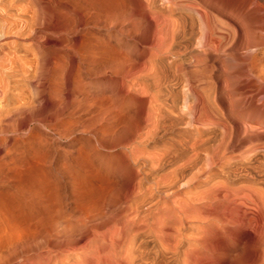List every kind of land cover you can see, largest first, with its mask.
Listing matches in <instances>:
<instances>
[{"label": "bare ground", "instance_id": "bare-ground-1", "mask_svg": "<svg viewBox=\"0 0 264 264\" xmlns=\"http://www.w3.org/2000/svg\"><path fill=\"white\" fill-rule=\"evenodd\" d=\"M135 1V0H132V2ZM121 2V1H120ZM137 2H139L137 0ZM135 3V2H134ZM136 4V3H135ZM134 4V5H135ZM160 5L162 8L157 11L154 9L155 5ZM120 5V3H119ZM123 5V4H122ZM138 5V4H137ZM140 11L139 13L136 14V17H137V20H139L140 22H144L148 25H151L152 26V29H149V31L151 30L153 33H154V39H155V43L153 42H150V40H153V39H150L149 40V44H153V50L155 49L158 54H162L163 58L165 59L164 61V64H163V68H164V71H165V78H163L164 83H166V88H165V92L164 93V101H163V111L161 112V109H153V105L152 104L151 106L153 107L151 109V113L149 112V114L147 115V117L149 118V122L147 124H149L148 126L146 125L145 122L144 123V127L147 128L145 132H141L142 130H144V128L141 129V124H140V128L141 129V134H138L136 136H133L134 138H130L132 141V144H130L129 142L131 141H127L128 140V136L126 139H124V141L128 142L127 144H125L124 142V146L121 148V165L119 167V170L118 172H116L117 176L119 177H122L125 178L128 182V192L125 193V196L124 197L125 199L121 202H111L110 199H104V197L100 196L99 195V190L97 189V187H95L98 191L96 192L102 199L99 204V208H98V205H96V203L94 205L97 206V209L96 210H93L94 208L91 207V203L89 200V197L91 196H96L95 194H90L91 196L89 195H86L89 196L88 197V200H87V203L88 205H90V207H84V206H81L80 202L82 201V199H80V202L79 200L77 202H79L80 206H76L75 204V208L73 207L74 211H70L69 213H65L63 214L62 212H59V209L57 210L56 208L54 209L55 207V204L57 203H53V201H55L57 198H56V194L58 191L60 190H63L62 188L59 190L57 189V186L58 184L54 185V188L56 186V188L54 190L57 189V192H55L54 194H52V192H50L49 190L53 187H51L47 192L48 195L52 194V195H55V198L53 200V198L49 199V196L46 198L44 195H42L41 191H40V186L38 184L37 181H31V182H28L26 183L21 177L23 176V170L26 168L23 167L22 163V155L18 157L17 160H14V159H10L9 161L5 162L3 160H0V264H34L36 263V261H39L38 263L39 264H152L153 263V260L152 258L150 259L148 256H149V253L152 252H148L147 248L146 249H142L137 241H138V231L141 229L143 230L142 228H146L148 229V231L152 232L154 234V236H156L158 238V242H159V246L158 248L160 249V251L163 253L165 252H168V251H173V253L175 254V256H177V248L179 246V241L182 240V224H183V220L182 219H185L187 220V218L189 217L187 214L189 212H187L190 207L188 206L189 205V202L192 203V201L194 200H202L203 198H206L209 199V200H219V202H222L221 204L219 205H222L223 208H225V211L228 210L229 208V204H230V192L228 191V189L230 190V188H227L225 187L224 183H223V190L222 191H217L216 190V187H215V190L213 189V187H211V182H212V179L216 176V173L217 171H220V174H221V171L222 169L224 168V164H221V163H216L215 161H212V163L214 162L215 164L213 165L212 163H208V166L207 168H205L204 170L200 171V168H199V171H195L194 172L192 171L191 173V177L188 178L186 177L187 180H185V178H183V176L181 175V171L184 167V164H185V167H188L187 165L190 164L191 162L193 163L192 159L191 161L190 160H186L187 163H185V159H184V153L183 151L184 150H190L192 152L191 155H193L195 158H196V155L193 154V152L196 154H198V151H201V150H205L206 148H209L211 147L213 150H215L214 152H220V150L222 149H225L226 147V143H223L221 144L220 141L222 142V139L223 138H226L228 139L229 141V138L230 137V134L229 136L227 135L229 133V129H232L234 131L233 135L235 134L236 138L241 136L242 133L244 132H247L249 130H253V127L251 125H247L246 123L242 122V121H239L237 120L235 117L233 118L232 116L230 117L229 115V112L231 111V105H229V101L228 103L225 101V97H224V90L225 88H228L225 86L224 88V84H221V77L219 76V72L221 70V67L218 66V71H217V75H216V78L214 79L212 76H211V73L210 71L208 70L209 68V65L210 63L214 62V60L216 59V57H219V56H226L228 53H234V55L238 58L239 62L241 61H244V58H245V61H249V64H248V67H247V72H248V76H249V79H248V82L246 80H244L245 78V74H243V72H240L238 73V85H237V89L238 90H243V89H252L253 91H257V93H255V96L262 90L260 89H263L262 87L258 88L255 83L256 82H260V83H264V0H140ZM119 8V7H118ZM77 9V8H76ZM120 9H125V8H121ZM91 11V10H90ZM120 11V10H119ZM128 12V10H125V12ZM131 11V10H130ZM135 11V9H134ZM124 12V11H123ZM122 11H120V13L123 14ZM124 12V13H125ZM137 12V11H136ZM135 12V13H136ZM119 14V13H118ZM125 15V14H123ZM123 15H121L123 17ZM128 15V13H127ZM120 14H119V17H121ZM131 16H133L131 14ZM108 18V17H106ZM132 17H130L131 19ZM108 20V19H107ZM111 19L109 18V22H112L110 21ZM135 20V22L137 21ZM107 21V22H108ZM127 21H129V19L127 18ZM131 21V20H130ZM108 22V24H109ZM122 23V22H121ZM120 23V24H121ZM124 23V22H123ZM125 23H126V20H125ZM130 23V22H129ZM134 22L130 23V24H133ZM111 24V23H110ZM129 24V25H130ZM134 25V24H133ZM132 26V25H130ZM129 26V27H130ZM136 26V25H135ZM143 26V25H142ZM141 25H139V27L142 28ZM150 26V27H151ZM128 27V28H129ZM137 27V26H136ZM134 27V29L136 28ZM144 27V26H143ZM148 26H146V29L147 28H150ZM131 28V27H130ZM129 28V29H130ZM145 28V27H144ZM121 29V28H120ZM124 30V29H123ZM127 30V29H126ZM131 30V29H130ZM144 29H142L143 31ZM141 30H139L140 32ZM141 31V33H142ZM148 31V32H149ZM150 31V33H152ZM133 32V31H131ZM135 33H137L135 30H134ZM146 31L144 30V33ZM120 33H123V32H120ZM126 33V32H124ZM130 33V31H129ZM152 33V35H153ZM134 34V33H133ZM147 34V32H146ZM145 34V35H146ZM150 38V37H149ZM148 39V38H147ZM41 40V39H40ZM102 41V40H101ZM67 42V41H65ZM35 43V42H34ZM98 43V42H97ZM53 44V43H52ZM80 44V43H79ZM93 45V43H91ZM100 44V43H99ZM102 44V43H101ZM148 44V43H147ZM148 44V45H149ZM151 44V45H152ZM43 45V44H42ZM61 45V44H60ZM59 45V46H60ZM65 45V44H64ZM97 45V44H96ZM94 45V46H96ZM107 45V44H106ZM69 46V44L67 45V47ZM108 46V45H107ZM111 45H109L110 47ZM61 47V46H60ZM64 47V46H63ZM71 47V46H70ZM69 47V48H70ZM78 47V46H77ZM85 47V46H84ZM98 47V46H96ZM147 47V46H145ZM67 48V50L69 49ZM76 48V46H75ZM102 48V47H101ZM107 48V47H106ZM149 48V47H148ZM152 48V47H151ZM62 49V48H61ZM71 49V48H70ZM82 50H84L82 47H81ZM89 50V48L86 47V50ZM113 49V48H112ZM116 49V48H115ZM145 49V48H144ZM147 49V48H146ZM58 50V49H57ZM66 50V49H65ZM72 50V49H71ZM75 51V49H73ZM72 50V51H73ZM107 50V49H106ZM148 50V49H147ZM71 51V52H72ZM81 51V50H80ZM85 51V50H84ZM90 51V50H89ZM94 51V50H93ZM101 51V50H100ZM105 51V50H104ZM149 51V50H148ZM67 52V51H65ZM77 51H75L76 53ZM87 53V51H85ZM102 52V51H101ZM107 52V51H106ZM112 51L110 52H107V53H111ZM155 52V51H154ZM79 53V52H78ZM84 52H82V55H83ZM97 53V51H96ZM115 53V51H114ZM118 54H121V52H117ZM137 53V52H136ZM81 54V53H80ZM99 54V53H98ZM97 54V55H98ZM258 54H260V56H258ZM93 55V54H92ZM111 55V54H110ZM186 55L188 58H186ZM60 56V55H59ZM63 56V55H61ZM60 56V57H61ZM88 56V54H87ZM106 56V55H105ZM109 56V55H108ZM124 55H122L123 57ZM131 56V55H130ZM138 56V55H137ZM147 56V55H146ZM153 56V55H152ZM5 57V56H4ZM3 57V58H4ZM68 57V56H66ZM65 57V58H66ZM76 57V56H75ZM74 57V58H75ZM90 57V56H89ZM88 57V58H89ZM100 57V56H99ZM104 57V56H103ZM107 57V56H106ZM113 57V55H112ZM111 57V58H112ZM115 57H118V56H115ZM126 57V55L124 56ZM156 57V56H155ZM157 57H159L157 55ZM203 57V58H202ZM232 57V56H231ZM1 58V59H3ZM64 58V57H62ZM79 57H77L78 59ZM83 58V57H82ZM87 58V59H88ZM96 58V57H95ZM128 56L125 58L127 59ZM152 58V57H151ZM227 58V57H226ZM230 58V57H229ZM228 58V59H229ZM233 58V57H232ZM0 59V60H1ZM6 59V58H5ZM69 60H71L69 57H68ZM85 59V58H83ZM83 59L79 61H81L80 63L83 65ZM114 63L116 64H124L123 60H119L121 58L118 57V59H114L112 58ZM130 59V58H128ZM143 59V58H142ZM227 59V60H228ZM231 59V58H230ZM4 60V59H3ZM69 60H68V63H69ZM91 61V59H89ZM88 60V61H89ZM106 60V59H105ZM109 60V59H108ZM116 60V61H115ZM152 60V59H150ZM149 60V61H150ZM225 60V61H227ZM67 61V60H66ZM110 61V60H109ZM107 61V62H109ZM128 61V60H126ZM133 61V60H132ZM163 61V60H162ZM161 61V62H162ZM232 61V59L230 60ZM57 62V61H56ZM60 62V60H59ZM92 62V61H91ZM90 62V63H91ZM98 62V61H97ZM104 62V61H103ZM130 62H131V59H130ZM141 62V61H140ZM158 62V61H157ZM238 62V63H239ZM0 63H2V61H0ZM48 63V62H47ZM78 63V62H76ZM88 63V62H86ZM85 63V64H86ZM94 63V62H93ZM101 63V62H100ZM112 62H110V65H111ZM113 63V64H114ZM129 63V62H128ZM139 63V62H138ZM223 63V62H222ZM61 64H62V61H61ZM64 64V62H63ZM70 64H75V62H72ZM99 64V62H98ZM103 64V63H102ZM115 64V65H116ZM137 64V62H136ZM148 64V63H147ZM150 64V63H149ZM148 64V65H149ZM152 64V63H151ZM217 64V62H216ZM220 64V63H219ZM218 64V65H219ZM232 64V63H231ZM230 64V65H231ZM243 64V63H242ZM2 65V64H1ZM65 67L68 65L69 67V64H64ZM93 65V64H92ZM96 65V64H94ZM108 65V64H107ZM126 65L129 66L126 62ZM140 66V64H138ZM145 65V63H144ZM223 65V64H222ZM236 65V63H235ZM48 66V65H47ZM60 66V65H59ZM77 66V65H76ZM75 66V67H76ZM85 66V65H84ZM87 66V65H86ZM90 66V65H88ZM122 66V65H121ZM131 63H130V66L131 67ZM134 66V65H133ZM131 67V68H134L136 67L137 68V65L134 66V67ZM152 66V65H150ZM153 66L154 63H153ZM152 66V68H153ZM162 66V65H161ZM216 66V65H214ZM225 66V65H224ZM232 66V65H231ZM46 67V66H45ZM56 67V66H55ZM58 67V66H57ZM63 67V68H65ZM110 67V66H109ZM118 67V66H117ZM123 67H125V64L123 65ZM141 67H143L141 65ZM146 67V66H144ZM158 67V66H157ZM226 67V66H225ZM225 67L223 69H225ZM63 68L61 70H63ZM67 68V67H66ZM65 68V69H66ZM135 68V70H136ZM148 68V67H146ZM150 68V67H149ZM152 68L150 70H152ZM162 68V67H161ZM163 68H162V71L160 70V68L158 70H160V72H163ZM228 68V67H227ZM230 68V66H229ZM1 69V68H0ZM57 69V68H56ZM76 69V68H75ZM83 69V67H82ZM79 68V71L82 70ZM89 69V68H88ZM108 69V68H107ZM143 69V68H142ZM145 69V68H144ZM143 69V70H144ZM154 69V68H153ZM156 69V67H155ZM155 69H154V72H155ZM235 69V68H234ZM59 70V69H58ZM68 73H70L69 71L70 68L66 69ZM69 70V71H68ZM85 70V69H84ZM123 70V69H122ZM121 69L119 70V72H121V74H123ZM157 70V72H158ZM226 70V69H225ZM54 71V70H53ZM86 71V70H85ZM89 71V70H88ZM88 71L84 72V73H87ZM126 71V70H125ZM145 71V70H144ZM147 71V70H146ZM145 71V72H146ZM153 71V70H152ZM213 71V70H212ZM229 71V70H228ZM50 72V71H49ZM129 72H133V71H129ZM137 72H138V69H137ZM142 72V70H141ZM145 72H143L145 74ZM153 72V73H154ZM155 72V74L157 73ZM222 72V71H221ZM224 72V71H223ZM226 72V71H225ZM224 72V73H225ZM59 73L62 74V71H59ZM58 73V74H59ZM66 73V72H65ZM64 73V74H65ZM78 73V72H77ZM125 73V72H124ZM126 73H128L126 71ZM149 73V71H148ZM228 72H226V75ZM47 74V73H46ZM58 74H56L58 76ZM63 74V75H64ZM79 74V73H78ZM82 74V73H81ZM89 74V73H88ZM130 74V73H128ZM133 74V73H132ZM129 77H131V75ZM136 74V73H135ZM152 74V73H151ZM154 74V75H155ZM159 74V73H157ZM222 75L225 76V74L221 73ZM8 75V74H7ZM43 75V74H42ZM76 75V74H75ZM108 75V74H107ZM113 75V74H112ZM125 75V74H124ZM123 75V76H124ZM137 75V74H136ZM161 75V74H160ZM156 77V78H159V76ZM164 75V74H163ZM3 76V75H1ZM52 76V74L50 75ZM56 76V77H57ZM77 76V75H76ZM75 76V77H76ZM91 75H89L90 77ZM117 76V75H116ZM121 76V77H123ZM135 76V75H134ZM142 76V75H141ZM162 76V75H161ZM160 76V78H161ZM4 77V76H3ZM6 77V76H5ZM4 77V78H5ZM8 77V76H7ZM6 77V78H7ZM46 77V76H45ZM45 77H44V80H45ZM55 77V76H54ZM55 77V78H56ZM64 77V76H63ZM68 77V76H67ZM81 77V75H80ZM97 77V76H96ZM120 77V76H119ZM125 77V76H124ZM139 76H137L136 78H138ZM150 76L147 75V79H149ZM154 77V76H152ZM2 78V77H1ZM43 78V77H42ZM53 78V76H52ZM65 78V77H64ZM70 78V77H69ZM67 78V79H69ZM73 78V77H72ZM78 78V76L76 77ZM128 78V76H127ZM132 78V77H131ZM144 78V77H143ZM146 78V77H145ZM159 78V79H160ZM3 79V78H2ZM1 79V80H2ZM80 79V78H79ZM78 79V80H79ZM84 79V77H83ZM90 79V78H89ZM112 79V78H111ZM126 79V78H125ZM125 79H124V82H125ZM153 79V78H152ZM151 79V80H152ZM158 79V80H159ZM247 79V78H246ZM4 80V79H3ZM38 80V79H37ZM42 80V79H41ZM49 80V78H48ZM54 80V79H53ZM60 80V79H59ZM75 80V79H74ZM88 80V79H86ZM98 80V79H97ZM121 80V79H120ZM119 80V81H120ZM138 80V79H137ZM156 80V79H155ZM155 80H152L153 83L151 84H154V81ZM157 80V81H158ZM162 79H160L161 81ZM216 83H214L215 81ZM43 81V80H42ZM50 81H51V78H50ZM67 80H65L66 82ZM130 81V80H129ZM128 79H127V82H129ZM132 81V79H131ZM147 83H148V80H146ZM159 81V82H160ZM227 81V79H226ZM45 82V81H44ZM48 82V81H47ZM61 82H63L61 80ZM73 82V81H71ZM70 82V84H71ZM76 82V81H75ZM79 82V81H78ZM81 82H82V79H81ZM84 82V81H83ZM122 82V81H121ZM133 82V81H132ZM142 82V80H141ZM151 82V81H150ZM225 82V81H223ZM228 82V81H227ZM230 82V81H229ZM3 83H6V82H3L2 81V87L5 86L3 85ZM134 83V82H133ZM45 84V83H44ZM44 84H42L41 86H43ZM48 84V83H46ZM66 84V83H65ZM77 84V82H76ZM135 84H136V80H135ZM141 84V83H140ZM150 84V83H149ZM150 84V85H151ZM163 84V83H162ZM229 84V83H228ZM19 85V84H18ZM57 86V84H55ZM64 85V84H63ZM69 85V84H68ZM77 85H81V84H77ZM108 85V84H107ZM157 85L159 86V83H157ZM157 85H153L155 86V88L157 89L158 87H156ZM164 85V84H163ZM36 86H40V84H36ZM41 86L39 88H41ZM48 86V85H47ZM46 86V87H47ZM62 87V85H59ZM66 86V85H65ZM64 86V87H65ZM72 86V85H71ZM135 86V85H133ZM138 86V85H137ZM147 86V85H146ZM152 86V85H151ZM152 86V88H153ZM162 86V85H161ZM228 86V85H227ZM49 87V86H48ZM85 87V86H83ZM87 87V86H86ZM100 87V86H98ZM119 87V86H118ZM122 87V86H121ZM127 86H125L124 88H126ZM140 87V86H139ZM144 87V92H148V90ZM142 87V88H143ZM1 88V87H0ZM6 88V87H5ZM4 87L2 89H5ZM17 88V87H16ZM36 88V87H35ZM44 88V87H42ZM41 88V89H42ZM53 88V87H52ZM57 88V87H56ZM56 88H54L56 90ZM69 88V86H68ZM67 88V89H68ZM120 88V87H119ZM123 88V90H124ZM134 88V87H133ZM141 88V87H140ZM139 88V89H140ZM231 88V87H230ZM1 89V90H2ZM13 89V88H12ZM54 89H50V93L52 92V90ZM62 89V88H60ZM66 89V88H65ZM67 92V90H65ZM72 89V88H70ZM127 89V88H126ZM125 89V91H126ZM154 89V88H153ZM154 89V90H156ZM162 89V88H161ZM0 90V91H1ZM19 90V89H18ZM58 90V89H57ZM69 90V89H68ZM74 90V89H73ZM121 90V89H120ZM122 90V91H123ZM128 90V89H127ZM138 90V88H137ZM141 90V89H140ZM139 90V91H140ZM264 90V89H263ZM6 91V90H5ZM87 91V90H86ZM85 91V92H86ZM112 91V90H111ZM119 91V89H118ZM143 89L141 90L140 93H142ZM151 90H149L150 92ZM159 91V90H158ZM3 92V91H2ZM3 93H7V92H3ZM10 92V91H9ZM41 91H39L40 93ZM48 92V91H47ZM54 92V91H53ZM59 93V91H57ZM56 92V93H57ZM75 92H77L75 90ZM89 92V91H88ZM88 92H87V95H88ZM100 92V91H99ZM99 92L97 94H99ZM128 92V91H127ZM132 92V91H130ZM129 92V93H130ZM136 92V91H135ZM145 92V93H146ZM157 92V91H155ZM154 92V93H155ZM231 92V91H230ZM244 92V91H243ZM246 92V91H245ZM260 92V93H261ZM13 93V92H12ZM16 93V92H15ZM18 93V92H17ZM16 93V94H17ZM37 93H38V90H37ZM35 93V95L37 94ZM60 93H65L63 92V89H62V92ZM59 93V94H60ZM68 93V92H67ZM66 93V94H67ZM106 93V92H105ZM119 93V92H118ZM126 93V92H125ZM124 93V95H125ZM139 93V92H138ZM138 93H136L138 95ZM153 93V92H151ZM159 93V92H157ZM157 93H155L157 95ZM161 93V92H160ZM159 93V94H160ZM232 93V92H231ZM240 93V91H239ZM251 93V92H250ZM45 94V93H44ZM55 94V93H54ZM81 94V93H80ZM96 94V95H97ZM127 94V93H126ZM148 94V93H146ZM144 94V95H146ZM157 95L159 96V98H163V94L161 95L162 97H160V95ZM242 94V93H241ZM248 94V93H247ZM262 94V93H261ZM18 95V94H17ZM39 95V94H38ZM41 95V94H40ZM39 95V96H40ZM43 95V94H42ZM73 95V91L72 93L69 95V96H72ZM75 95V94H74ZM85 95V94H84ZM92 95V94H91ZM107 95V94H106ZM110 95V94H109ZM143 95V96H144ZM149 95V94H148ZM231 95V94H230ZM239 95V94H238ZM260 95V94H259ZM21 96V95H20ZM47 96V95H46ZM55 96V95H54ZM53 96V97H54ZM64 96V95H62ZM81 96V95H80ZM90 96V94H89ZM95 97V95H93ZM128 96V95H127ZM141 96V94H140ZM152 96V95H151ZM154 96V94H153ZM3 97H4V94H3ZM16 97V96H15ZM18 97V96H17ZM16 97V98H17ZM45 97V96H44ZM44 97L42 96L41 98L44 99ZM50 97V96H49ZM58 97V96H57ZM55 97V98H57ZM61 97V95H60ZM59 97V98H60ZM68 97V96H67ZM77 97L76 95L73 97L75 98ZM85 97V96H83ZM91 99L93 100L92 96H90ZM104 96H102L101 94V98H103ZM113 97V95H112ZM115 97V96H114ZM113 97V98H114ZM121 97V96H120ZM129 97V96H128ZM254 97V95H253ZM34 98V95L33 97ZM39 97H37L38 99ZM48 98V97H47ZM51 98V97H50ZM71 98V97H70ZM72 98V99H73ZM80 98V97H79ZM82 98V97H81ZM80 98V100H81ZM100 98V99H101ZM105 98V97H104ZM110 97H107V100L105 99L104 101H108ZM130 98V97H129ZM128 98V99H129ZM143 98V97H142ZM141 98V100H142ZM158 98V99H159ZM248 98V97H247ZM8 100V98H5ZM4 99V100H5ZM11 99V98H10ZM19 99V97H18ZM22 98H20L21 100ZM53 99V98H52ZM63 99V98H62ZM68 98H66L67 100ZM84 100H87V98H82ZM89 99V98H88ZM98 97L95 98V100L91 101L93 103H96L94 104V107L95 106H98L97 102L99 101L97 100ZM120 99V98H119ZM125 99V98H124ZM133 99V98H132ZM153 99H156V97H153ZM152 99V100H153ZM214 99L216 102L213 103L214 101L212 100ZM256 99V98H255ZM261 99V98H260ZM264 100V97L262 98ZM0 100H1V97H0ZM6 100V102H7ZM40 100V98H39ZM46 100V99H45ZM59 100V99H58ZM61 100V99H60ZM59 100L60 103H62L61 101ZM69 100V99H68ZM67 100V101H68ZM79 100V102H80ZM102 100V99H101ZM117 99H115L116 101ZM130 100V99H129ZM150 100V99H149ZM148 100V101H149ZM163 100V99H161ZM230 100V99H229ZM262 100V101H263ZM13 101V100H12ZM16 101V100H15ZM22 101V100H21ZM55 101V100H54ZM67 101H63L64 104L68 103ZM71 101V100H69ZM78 102V100H76ZM110 101V100H109ZM112 101V100H111ZM110 101V104L108 102H105V104H109L108 106L106 105V108H103L104 111H102V109H99L101 110V116L98 113L99 110L97 111L96 109V112H97V115L95 116V119H94V114H93V121L91 122L90 121V118H89V122H91L90 124H94V120L96 121V119L98 117H101L100 120L98 121H106L109 123V122H112L113 125L112 127H108L109 129L112 130V132H110V134L114 133L113 136L115 135V132H120V128L122 129V127H124V124L127 125L129 124L130 122H132L131 120V116H128L130 117L129 120H131L130 122L126 123L124 120H128V119H122L124 116L122 114L123 111H120L119 109V106L117 104L114 103V100H113V103ZM134 101V99L132 100ZM140 101V100H139ZM155 101V100H153ZM158 101V100H157ZM244 101V100H243ZM251 101V99H250ZM256 101V100H255ZM261 101V102H262ZM2 102V100H1ZM5 101H3L4 103ZM14 102V101H13ZM17 102V101H16ZM24 101H22L23 103ZM42 102V101H41ZM74 102V101H73ZM73 102L71 103V105L73 106ZM76 102V103H77ZM82 102V100H81ZM84 102V101H83ZM101 102V101H100ZM120 102V101H119ZM128 102V101H127ZM156 102V101H155ZM162 102V101H161ZM160 102V104H161ZM260 102V103H261ZM264 102V101H263ZM2 103V104H3ZM20 103V102H18ZM28 103V102H27ZM26 103V104H27ZM44 103V102H43ZM56 103L57 100H56ZM86 103V102H84ZM122 103V102H121ZM239 103V102H237ZM254 103V102H253ZM259 102L255 103V104H258ZM9 104V103H8ZM16 104V103H15ZM15 104L13 108H15ZM21 104V103H20ZM25 104V103H23ZM23 104L22 105V108H23ZM41 104V103H40ZM46 104V103H45ZM64 104L62 105L64 107ZM79 104V103H78ZM83 104V103H82ZM80 103V105H82ZM90 104V102H89ZM88 103H86V106L84 104V108H80V105L79 106V109L77 108L78 106H76L77 108V112L78 110H81L82 109V114L84 112V109L87 107V109L89 108V105ZM102 104V103H101ZM100 104V106H101ZM159 104V105H160ZM216 106H215V105ZM235 104V103H234ZM241 104V103H240ZM262 104V103H261ZM17 105V104H16ZM30 104H28L27 108L29 107L30 109L34 108V105L32 107L29 106ZM43 105V104H42ZM42 105H39V107L37 108V110H39V108H41V110H43V106ZM48 105V104H47ZM55 105V104H54ZM68 105H70L68 103ZM67 105V106H68ZM77 105V104H76ZM93 105V104H92ZM104 105V104H102ZM129 105V104H128ZM136 105V104H135ZM147 106L150 107V105L146 104ZM158 105V103L156 104ZM155 105V106H156ZM252 105V104H251ZM1 106V105H0ZM41 106V107H40ZM59 106V105H58ZM60 106V107H57L58 110L59 108H62L63 107ZM70 106V107H72ZM99 106V107H100ZM230 106V107H229ZM249 106V105H248ZM262 106V105H261ZM3 108V106H1ZM6 107V108H5ZM10 107V105H9ZM11 107V108H12ZM18 107V106H17ZM16 107V108H17ZM26 107V106H24ZM103 107V106H102ZM148 107V108H149ZM158 107V106H157ZM161 107V106H160ZM240 107V106H239ZM241 107H242V104H241ZM10 108V111H9V108H7V106H4V109H8L7 111H0V134L3 133L4 131V128H5V122H8V129H9V123H10V127L11 126V121L14 122L13 118L15 119L16 116L19 114L18 113V109L20 108V106L18 107V109L16 110H11ZM56 108L52 111H55ZM68 108V107H66ZM74 108H75V105H74ZM72 108V111H68L70 109H67L68 113L66 112V116L67 118L69 117V119H71L72 117H75V113H76V108L74 109ZM96 108V107H95ZM93 108V109H95ZM123 108V107H122ZM258 108V107H257ZM260 108V107H259ZM25 109V108H23ZM21 109V110H23ZM45 109V108H44ZM62 109L60 111H62ZM132 109V108H131ZM241 109V108H240ZM28 110V109H27ZM24 110L21 111V112H24L27 114H25V116L27 115L28 119H32L30 117H33V113H31V110H30V117H29V114H28V111ZM34 111V109H32ZM35 110V112L37 111ZM66 110L65 107L63 109V111ZM60 111H58L60 113ZM63 111L62 113L60 114H63ZM86 111V109H85ZM92 111V110H91ZM90 111V112H91ZM94 111V110H93ZM126 111V110H125ZM128 111V110H127ZM147 111V110H144V112ZM149 111V110H148ZM258 111V110H257ZM39 112H42V111H38ZM44 112V111H43ZM57 112V110L55 111ZM57 112V113H58ZM130 112V111H129ZM128 112V113H129ZM134 112V111H133ZM132 112V113H133ZM139 112V110H138ZM143 112V111H142ZM159 112V115H156V113ZM255 112V111H254ZM24 113H22V115H24ZM47 113V112H46ZM79 113V112H78ZM77 113V114H78ZM94 113V112H92ZM126 113V112H125ZM148 113V112H147ZM226 113H227V116H226ZM21 114V113H20ZM19 114V115H20ZM37 114V112L35 113ZM53 114V113H52ZM49 115V117L51 118V115ZM55 114V113H54ZM65 114V113H64ZM87 114V113H86ZM145 114V113H144ZM21 115V116H22ZM40 115V114H39ZM45 115V113H44ZM57 115V114H56ZM79 115V114H78ZM89 115V112L88 114ZM92 115V114H91ZM125 115V114H124ZM127 115V114H126ZM130 115V114H129ZM136 115V114H135ZM154 115L158 116L156 117V120L155 118L153 119V117H155ZM23 116V119L24 121H28V119L26 120V117ZM55 116V115H54ZM52 115V117H54ZM110 116V118L108 117ZM122 116V117H121ZM133 116V115H132ZM139 116V114L137 115ZM136 116V117H137ZM146 117V115H144ZM20 117V116H18ZM44 118L46 116H43ZM48 117V115H47ZM58 117V116H57ZM56 119H58L59 117H61V115H59V117ZM64 117V115H63ZM81 117V116H80ZM88 117V116H87ZM90 117V115H89ZM97 117V118H96ZM127 117V118H128ZM134 117V116H133ZM145 117H142L144 118L143 121L146 119ZM21 118V117H20ZM33 118H37V117H33ZM76 118V117H75ZM83 119V116L81 117ZM86 118V116L84 117ZM109 118V120H108ZM125 118V117H124ZM138 118H141V117H138ZM141 118V119H142ZM17 119V118H16ZM38 119V118H37ZM46 119V118H45ZM44 119V120H45ZM52 119V118H51ZM64 119V118H63ZM77 119H79L77 117ZM80 119V120H82ZM92 119V118H91ZM162 120L163 123L161 124V121H160V124L163 125L165 124L166 125V128H167V131L168 132H173L174 129L177 130L176 134H175V131H174V134L175 136L173 137L172 135V138L170 139L169 138V142H167V144H169L168 146H165L164 147V144L163 146L159 145L160 147L162 148H159V149H155V150H151V149H148L147 146H146V143L151 139H149V135L150 133L152 134L153 132L152 129L154 130L155 132V128L156 125H158V122L159 120ZM11 120V121H10ZM22 120V121H23ZM48 120H50L48 118ZM47 120V121H48ZM59 120V119H58ZM79 120V121H80ZM84 120H88V119H84ZM84 120L82 121V123H84ZM120 120L124 121V123L122 124L123 126L120 125V128L115 129L117 128V124L119 123L120 124ZM135 120V119H134ZM19 121V119H18ZM21 121V120H20ZM19 121V123H20ZM21 121V122H22ZM33 121V119H32ZM43 121V119H42ZM46 121V120H45ZM53 121V119H52ZM57 121V120H56ZM67 121V120H64V122ZM98 121H96L97 123L95 124H99ZM136 121V120H135ZM142 120H140L139 122H141ZM147 121V120H145ZM153 121V122H152ZM156 121V122H155ZM16 122V120H15ZM31 122V121H30ZM73 122V121H72ZM71 122V123H72ZM75 124L77 122V120H74ZM81 122V121H80ZM79 122V123H80ZM88 122V123H89ZM134 122V121H133ZM132 122V123H133ZM155 122V123H154ZM18 124V122H16ZM26 123V122H24ZM23 123V124H24ZM28 123V122H27ZM26 123V126L28 125ZM38 123V122H37ZM43 123V122H42ZM40 124V125H43V124ZM47 123V122H45ZM55 123V122H53ZM51 123V124H53ZM62 123V122H61ZM69 121L68 122H65V124L63 123L62 126H71V124ZM78 123V122H77ZM82 126H86V122L85 124H82ZM107 123V124H108ZM111 123V124H112ZM131 123V124H132ZM137 123V122H136ZM142 123V122H141ZM255 123V122H254ZM31 124V123H30ZM50 124V123H49ZM48 124V125H49ZM60 124V123H59ZM102 124V123H101ZM100 124V125H101ZM106 125V123H104ZM110 124V125H111ZM134 124V123H133ZM21 125V123H20ZM19 125V127H20ZM25 125V124H24ZM37 125V124H36ZM39 125V126H40ZM47 125V124H46ZM57 125V124H56ZM78 125V124H76ZM109 125V124H108ZM138 125V124H136ZM134 125V126H136ZM146 125V126H145ZM15 126V124H14ZM18 126V125H17ZM23 126V125H22ZM21 126V127H22ZM30 126V125H29ZM59 126V125H57ZM74 126V125H72ZM80 126V125H79ZM78 126V127H79ZM81 126V127H82ZM88 126V125H87ZM94 125H92L93 127ZM101 126H104V125H101ZM131 128V125H129ZM133 126V127H134ZM164 126V125H163ZM163 126H161V128H163ZM16 127V126H15ZM34 127V126H33ZM36 127V126H35ZM48 127V126H47ZM80 127V128H81ZM89 127V126H88ZM138 127V126H137ZM159 127V126H158ZM231 127V128H229ZM256 126H254V129H255ZM13 128V127H12ZM10 128V130L12 129ZM63 128V127H62ZM61 128V129H62ZM68 127H65L63 129H66V130H69L67 129ZM75 128V127H73ZM73 128L71 127L72 129V132L74 131V135L75 134V131H77L78 129L75 128L73 130ZM86 128V127H85ZM91 126L88 128L90 129ZM101 128V127H99ZM104 128V127H103ZM125 128V127H124ZM123 128V129H124ZM160 128V129H161ZM165 128V127H164ZM16 129V128H15ZM28 129V126L26 127V130ZM36 129V128H34ZM38 129V128H37ZM40 129V127H39ZM42 129V127H41ZM51 129V128H50ZM53 129V127H52ZM56 129V128H55ZM83 129V127H82ZM98 129V128H97ZM96 129V130H97ZM106 126H105V129L106 130ZM127 129V126L125 128V131ZM131 129H135V128H131ZM159 129V128H158ZM159 129V130H160ZM258 129V128H257ZM9 130V131H10ZM14 130V128H13ZM18 130H20L18 128ZM30 130V128H29ZM49 130V127L48 129ZM58 130H59V127H58ZM58 130L57 133L59 132ZM65 132L67 133L68 131ZM80 130V129H79ZM102 130V128L100 129ZM99 130V131H100ZM129 130V129H128ZM157 130V129H156ZM158 130V131H159ZM165 130V129H163ZM162 130V131H163ZM31 131V130H30ZM50 131V130H49ZM54 131V130H53ZM70 131V130H69ZM81 131V130H80ZM85 132L87 131V128L86 130H84ZM107 132H109L110 130H106ZM106 131H103L102 133H106ZM123 131V130H121ZM130 131V130H129ZM132 131V130H131ZM134 131H137V130H134ZM133 131V132H134ZM161 131V130H160ZM159 131V137L161 136L162 133H160ZM165 131V132H167ZM262 131V130H261ZM19 132V131H18ZM22 132V131H21ZM26 132V131H25ZM29 132V131H28ZM32 132V131H31ZM35 132V131H34ZM33 132V133H34ZM42 132V131H41ZM64 132V133H65ZM72 132H70L69 134L65 133L64 135H66V137H69L67 135H72ZM78 132V131H77ZM84 132V133H85ZM128 132V131H127ZM126 132V133H127ZM132 132V133H133ZM139 132V131H138ZM216 132H218V134H216ZM5 134H7L6 132H4ZM11 133V132H10ZM15 133V132H13ZM12 133V134H13ZM37 132H35V135H38L36 134ZM45 133V132H44ZM51 133L53 134V132L51 131ZM56 133V134H57ZM82 133V132H81ZM93 133V132H92ZM96 133V132H95ZM94 133V134H95ZM129 133V132H128ZM130 132V134H132ZM158 132L154 133L157 135ZM164 133V131H163ZM231 133V132H230ZM11 134V135H12ZM16 134V133H15ZM27 134V133H26ZM50 134V133H49ZM59 134V135H58ZM57 135H55V131H54V135L55 136H60V133H58ZM78 134V133H77ZM83 134V133H82ZM87 134V133H86ZM111 134V135H112ZM136 134V133H135ZM133 133V135H135ZM165 134V133H164ZM213 136H212V135ZM25 135V134H24ZM22 134L21 137H26ZM28 135V134H27ZM41 135V134H40ZM45 135V134H44ZM61 138L63 137V132L61 134ZM91 135V134H90ZM101 135V133H100ZM105 135H109V133L105 134ZM121 135H124V134H121ZM211 135V138L209 137ZM227 135V136H226ZM5 136V135H4ZM16 136H18L16 134ZM29 136V135H28ZM54 136V137H55ZM73 136V135H72ZM96 137V134L94 135ZM98 136V135H97ZM102 136V135H101ZM151 136V135H150ZM234 136V137H235ZM245 136V135H244ZM20 137V138H21ZM34 137V136H33ZM45 137V136H43ZM51 137V135H50ZM49 137V138H50ZM53 137V138H54ZM90 137V136H89ZM94 137V138H95ZM103 137H104V134H103ZM108 137V136H107ZM106 137V138H107ZM117 137V136H116ZM152 137H155V136H152ZM158 137V135H157ZM217 137L219 139V142H217V144H214L213 142H215L217 140ZM7 138V137H6ZM35 138V137H34ZM70 138V137H69ZM93 138V139H94ZM97 138V137H96ZM100 138V136H99ZM106 138H105V141H106ZM110 138V136L108 137ZM167 138V137H166ZM210 138V139H209ZM4 139V138H2ZM56 139V138H55ZM67 140V138H65ZM101 139V138H100ZM114 139V137H113ZM118 139V138H117ZM149 139V140H148ZM153 139V138H152ZM223 140V142L226 141ZM233 139V138H232ZM249 141H250V144H251V141L253 140V135H250L248 138H247ZM257 139V138H256ZM11 140V139H10ZM18 140V139H17ZM20 140V139H19ZM40 140V138H39ZM52 140V139H51ZM50 140V141H51ZM58 140V138H57ZM64 140V139H63ZM104 139H102L103 141ZM111 140V138H110ZM155 140V139H154ZM167 140V139H166ZM211 140H214L213 142H211ZM236 140V139H235ZM238 140V139H237ZM236 140V141H237ZM240 140H243V139H240ZM5 141V140H4ZM3 140H0V142H4ZM23 141V140H22ZM27 141V140H26ZM81 141V140H80ZM109 141V139H108ZM106 141V142H108ZM117 141H120L117 140ZM114 140V143L117 142ZM152 141V140H151ZM165 141V140H164ZM233 141V140H232ZM233 142L231 144H229V147L227 146L226 149L230 148V147H234L236 148V146H239L238 145V142ZM7 141H5L6 143ZM10 142V141H9ZM11 142L13 143V141L11 140ZM30 142V140L28 141V143ZM33 142V141H32ZM65 142V141H64ZM84 142V141H82ZM111 142H113V140H111ZM122 142V140H121ZM212 145H210L211 143ZM227 142V141H226ZM254 142V141H253ZM3 143V144H5ZM18 143V141H17ZM24 143V142H23ZM53 143V142H52ZM51 143V144H52ZM90 143V142H89ZM104 143V142H102ZM118 143V142H117ZM159 143V142H158ZM161 143V142H160ZM159 143V144H160ZM163 143V142H162ZM165 143V142H164ZM242 143V142H241ZM262 143V142H261ZM264 143V142H263ZM36 144V143H35ZM59 144V143H58ZM96 144V142H95ZM98 144V143H97ZM151 144V142H150ZM156 144V143H155ZM214 144V145H213ZM222 147L224 146V148H218V150L216 149L217 147H220L221 145ZM247 144V143H246ZM2 145V144H1ZM0 145V146H1ZM18 145V144H17ZM23 145V144H22ZM44 145V143H43ZM50 145V144H49ZM48 145V146H49ZM61 145V144H60ZM80 146H82V144H79ZM78 145V146H79ZM99 145V144H98ZM106 145V144H105ZM108 145V143H107ZM110 145V143H109ZM108 145V146H109ZM114 145V144H113ZM111 145V146H113ZM116 145V144H115ZM119 145V144H118ZM116 145V147L118 146ZM123 145V144H122ZM152 145V144H151ZM231 145V146H230ZM240 145H244V144H240ZM263 144H261L260 147H262ZM2 146H5V145H2ZM1 146V147H2ZM7 146V145H6ZM15 146V145H14ZM25 146H26V143H25ZM36 146V145H35ZM41 146V145H40ZM52 146V145H51ZM79 146V147H80ZM89 146V145H88ZM110 146V147H111ZM121 146V144H120ZM153 146V145H152ZM158 146V144H157ZM246 146V145H244ZM257 147L256 148H259L258 145H256ZM19 147V145H18ZM23 147V146H22ZM21 147V148H22ZM39 147V146H38ZM37 147V148H38ZM60 147V146H59ZM58 147V148H59ZM76 147V146H75ZM156 147V146H154ZM213 147H216L215 149ZM243 147V146H242ZM241 147V149H242ZM253 147V146H252ZM255 147V146H254ZM13 148V146H12ZM16 148V146L14 147V149ZM31 148H32V144H31ZM33 148H35L33 146ZM61 148V147H60ZM59 148V149H60ZM63 148V147H62ZM78 148V147H77ZM85 148V147H84ZM82 148V150L84 149ZM88 148V147H86ZM98 148V147H97ZM100 148V147H99ZM113 148V147H112ZM153 148V147H152ZM157 148V147H156ZM239 148V147H238ZM237 148V150H239ZM40 149V148H39ZM45 149V148H44ZM43 149V151H44ZM54 149V148H53ZM65 149V148H64ZM63 149V150H64ZM67 149H70V148H67ZM80 149V148H79ZM91 149L92 146H91ZM102 149V148H101ZM225 149V150H226ZM233 149V148H231ZM240 149V150H241ZM262 149V148H261ZM260 149V151H261ZM11 150V149H10ZM9 150V151H10ZM16 150V149H15ZM21 150V149H20ZM33 150V149H32ZM37 150V149H36ZM66 150V149H65ZM65 150L63 152H65ZM81 150V154H82V151ZM85 150V149H84ZM103 150H105L103 148ZM114 150V148H113ZM212 150V151H213ZM225 150L223 152H225ZM258 150V149H257ZM24 151V150H23ZM26 151H30L31 152V149L29 150H26ZM42 151V149L40 150ZM46 151V149H45ZM44 151V152H45ZM51 151V150H50ZM48 151V152H50ZM54 151V150H53ZM61 151V149H60ZM70 151V150H69ZM73 151V150H72ZM79 151V150H78ZM78 151H76L78 153ZM112 151V149H111ZM187 151V152H188ZM229 151V149L227 150ZM233 151V150H232ZM231 151V152H232ZM236 151V150H235ZM17 152V151H15ZM33 152V151H32ZM39 152V151H38ZM43 152V154H45ZM75 152V151H74ZM90 152V151H88ZM185 152V151H184ZM186 152V153H187ZM190 152V153H191ZM204 152V151H201V153ZM210 152H211V149H210ZM237 152V151H236ZM7 153V152H5ZM25 153V152H24ZM41 152H39L38 154H40ZM72 153V152H71ZM116 153V152H115ZM8 154V153H7ZM5 154V155H7ZM17 154V153H15ZM22 154V153H21ZM27 154V153H26ZM31 154V153H30ZM35 154V153H34ZM68 154V153H67ZM66 154V155H67ZM73 154H76V153H73ZM80 154V155H81ZM87 156H88V153H86ZM91 154V153H90ZM110 154H114L113 153H110ZM109 154V155H110ZM118 154V153H117ZM169 154H171V157L172 158H169L167 157ZM20 155V154H19ZM28 155V154H27ZM42 155V154H41ZM46 155V158L48 157L47 156V153L45 154ZM58 155V154H57ZM71 155V154H70ZM83 155V154H82ZM115 155V154H114ZM200 155V154H199ZM34 156V155H33ZM37 156H40V155H37ZM36 156V157H37ZM51 156V155H50ZM49 156V157H50ZM56 156V155H55ZM73 156V155H71ZM86 156V157H87ZM90 156V155H89ZM170 156V155H169ZM198 156V155H197ZM218 156V155H217ZM224 156V155H223ZM260 156V155H259ZM6 157V156H5ZM3 157V158H5ZM8 157V155H7ZM25 157V156H24ZM35 157V158H36ZM43 157V156H42ZM57 157V156H56ZM61 157V155H60ZM65 157V156H64ZM68 157V155H67ZM74 157V156H73ZM85 157V156H83ZM82 157V158H83ZM114 157V156H113ZM193 157V159H194ZM209 157V156H208ZM35 158L33 159L32 158V161H31V166H35V163H36V160ZM45 158V157H44ZM54 158V157H53ZM70 159V157H68ZM67 158V159H68ZM75 158V157H74ZM77 160H79V156H77ZM92 158V157H91ZM96 158V157H95ZM116 158V157H114ZM113 158V159H114ZM120 158V157H119ZM186 158H188V156H186ZM192 158V157H190ZM189 158V159H190ZM199 157H197L198 159ZM205 158V157H204ZM219 158V157H218ZM224 160H225V157H223ZM234 158V157H233ZM250 158V157H249ZM2 159V158H1ZM26 159V158H25ZM62 159V158H61ZM66 159V158H65ZM68 159V160H69ZM72 159V158H71ZM70 159V160H71ZM84 159V158H83ZM86 159V158H85ZM84 159V160H85ZM118 159V158H117ZM170 159V160H169ZM220 159V158H219ZM227 159V157H226ZM229 159V158H228ZM258 159V158H257ZM6 160V159H4ZM24 160V158H23ZM27 160V159H26ZM25 160V161H26ZM50 160V159H49ZM55 160V159H54ZM53 160V161H54ZM60 160V159H59ZM69 160V162H70ZM74 160V159H73ZM76 160V161H77ZM81 160V158H80ZM88 160V159H87ZM87 160H85L84 162H86ZM95 160V159H94ZM107 160V158H106ZM110 160V159H109ZM115 161H117L116 159H114ZM199 160V159H198ZM223 160V159H222ZM222 160H220L222 162ZM250 160V159H249ZM51 161H52V158H51ZM49 161V162H51ZM74 162L76 164L74 165H77V162ZM90 161V160H89ZM120 161V160H119ZM203 161V160H202ZM206 161V160H205ZM219 161V162H220ZM44 162V161H43ZM58 162V161H57ZM61 162V160H60ZM82 162V160L80 161ZM95 162V161H94ZM108 162V161H107ZM171 162V166H169ZM190 162V163H189ZM198 162V161H196ZM230 162V160H229ZM228 162V163H229ZM52 163V162H51ZM54 163V162H53ZM62 163V162H61ZM89 163V162H88ZM111 163V162H110ZM117 163V162H116ZM226 164V162H223ZM227 163V164H228ZM250 163V162H249ZM27 164V163H26ZM41 164V163H40ZM47 164V163H46ZM70 164V163H68ZM80 165V163H78ZM82 164V163H81ZM199 164V163H198ZM213 165L214 167L210 166V165ZM43 165V164H42ZM45 165V164H44ZM43 165V166H44ZM54 165V164H53ZM62 165H65V164H62ZM73 165V164H72ZM86 165V164H85ZM84 165V166H85ZM90 165V164H89ZM96 165V164H95ZM106 165V164H105ZM167 165V166H166ZM193 165V164H192ZM197 165V164H196ZM224 165V166H223ZM27 166V165H26ZM55 166H59L58 164ZM67 166V165H66ZM99 166V165H98ZM111 166V165H110ZM119 166V165H118ZM169 166V168H168ZM203 166V165H202ZM206 166V165H205ZM204 166V167H205ZM28 167V166H27ZM45 167V166H44ZM54 166H52L53 168ZM61 167V166H60ZM59 167V168H60ZM63 167V166H62ZM79 167V166H77ZM82 167V166H81ZM89 167V166H88ZM91 167V166H90ZM89 167V168H90ZM97 167V166H96ZM191 167V164L190 166ZM195 166H193L194 168ZM48 168V167H47ZM58 168V167H57ZM65 168V167H64ZM63 168V169H64ZM68 168H70L68 166ZM67 168V169H68ZM72 168V167H71ZM88 168V171H90V169ZM95 168V167H94ZM104 169V167H101ZM197 168V166L195 167ZM194 168V169H195ZM202 168V167H201ZM226 168V167H225ZM37 169V168H36ZM45 169V168H44ZM43 169V170H44ZM54 169V168H53ZM56 169V168H55ZM62 169V168H61ZM62 169V170H63ZM77 169V168H76ZM86 169V168H84ZM83 169V170H84ZM99 169V168H98ZM111 169V168H110ZM41 170V169H39ZM48 170V169H47ZM50 170V169H49ZM59 170V169H58ZM73 170V168H72ZM71 170V171H72ZM75 170V169H74ZM80 170V168H79ZM96 171V169H94ZM102 170V169H101ZM188 170V169H187ZM192 170V168H191ZM227 170V169H226ZM32 171V170H31ZM38 171V170H37ZM46 171V170H45ZM65 171H66V168H65ZM86 171V170H84ZM84 171H81V172H84ZM98 171V170H97ZM96 171V173H97ZM100 171V170H99ZM98 171V172H99ZM103 171V170H102ZM224 171V170H223ZM25 172V171H24ZM34 172V171H33ZM55 172V170H54ZM60 172V171H58ZM62 172V171H61ZM68 172V171H66ZM77 172V171H76ZM74 172V173H76ZM94 172V171H93ZM101 172V171H100ZM105 172V171H104ZM185 171H183L184 173ZM196 172V173H195ZM229 172V171H227ZM226 172V173H227ZM39 173V172H38ZM37 173V175H38ZM49 173V171H48ZM47 173V174H48ZM63 173L64 170H63ZM85 173V172H84ZM92 173V172H91ZM195 173V174H194ZM225 173V174H226ZM30 174V173H29ZM59 174V173H57ZM70 174V172L68 173ZM73 174V173H72ZM107 174V173H106ZM106 174L103 173V175L106 176ZM111 174V172H110ZM114 174V173H113ZM224 174V176L226 177V175ZM60 175V174H59ZM62 175V173H61ZM80 175V174H79ZM79 175L77 176V174L73 175L74 178V181H77L78 183V180L76 178L79 177ZM86 175V174H85ZM84 175V176H85ZM91 175V174H90ZM97 175V174H96ZM99 175V174H98ZM102 175V173L100 174ZM102 175V177L104 178V176ZM156 175V176H155ZM190 175V173H189ZM219 175V174H218ZM223 175V174H221ZM228 175V174H227ZM36 176V175H35ZM46 176V175H45ZM63 176V175H62ZM65 176V175H64ZM72 176V175H71ZM88 176V175H87ZM110 176V175H109ZM116 176V177H117ZM155 176V177H154ZM25 177V176H24ZM31 177V175H30ZM38 177V176H37ZM50 177V175H49ZM61 177V176H60ZM69 177V176H67ZM65 176V180L67 178ZM95 177V176H94ZM94 177L92 180H94ZM99 177V176H98ZM101 177V178H102ZM185 177V175H184ZM35 178V177H34ZM55 178V177H53ZM64 178V177H63ZM71 178V177H70ZM69 178V179H70ZM92 178V176H91ZM100 178V177H99ZM100 178V179H101ZM110 178V177H108ZM29 179V178H28ZM41 180V178H39ZM51 179V177H50ZM56 179V178H55ZM71 179V182H73ZM81 179V178H80ZM83 179V178H82ZM107 178H105L104 180L102 179V181H105ZM117 179V178H116ZM120 179V178H119ZM226 179V178H225ZM228 179V178H227ZM54 180V179H53ZM62 180V178H61ZM64 180V179H63ZM64 180V181H65ZM217 180V179H216ZM58 181V180H57ZM67 181V180H66ZM70 181V180H69ZM82 181V180H80ZM85 181V180H84ZM89 181V180H88ZM95 181V180H94ZM100 181V180H99ZM106 181H109L106 180ZM117 181V180H115ZM121 181V179H120ZM119 181V182H120ZM124 181V179L122 180ZM121 181V185H122V182ZM225 181V180H224ZM25 182V183H24ZM47 182H48V179H47ZM53 182V181H52ZM60 182V181H59ZM97 182V181H96ZM111 182V181H109ZM118 182V181H117ZM116 182V183H117ZM126 181H124L125 183ZM218 182V180H217ZM226 182V181H225ZM46 183V182H45ZM70 182H68L69 184ZM76 183V182H75ZM76 183V184H77ZM81 183V182H80ZM87 183V182H86ZM92 183V182H90ZM103 183V182H102ZM106 183V182H104ZM115 182L113 181V184ZM115 183V186H118L116 185ZM8 184H10L8 186ZM47 184V183H46ZM51 184V183H50ZM64 184V183H63ZM67 184V183H65ZM72 185V183H70ZM79 184V183H78ZM84 184V182H83ZM82 184V185H83ZM89 185V183H87ZM97 184V183H96ZM107 184V183H106ZM41 185V184H40ZM70 185V186H71ZM74 185V184H73ZM87 185V187H88ZM99 185V184H97ZM105 185V184H102V186ZM108 185V184H107ZM109 185H111L109 183ZM120 185V186H121ZM213 185V184H212ZM216 185V183H215ZM228 185V184H227ZM48 186V185H46ZM45 186V187H46ZM51 186V185H50ZM50 186L46 187H43L44 189L42 190L43 192H46L44 190H47V188H49ZM53 186V185H52ZM66 186V185H65ZM80 188H81V185H79ZM90 186V185H89ZM113 186V185H112ZM123 186V185H122ZM126 186V185H125ZM125 186H123L125 188ZM220 186V185H218ZM217 186V187H218ZM219 187V188H222ZM3 187H8V191L9 190H12L10 192H3ZM61 187V186H60ZM67 187V186H66ZM86 186H84L83 188H85ZM114 187V186H113ZM59 188V187H58ZM74 189V186L72 187ZM82 188V192L84 193V189ZM90 187H88L89 189ZM94 188V186H93ZM92 188V190H93ZM94 188V189H95ZM99 188V186H98ZM104 188V186H103ZM102 188V189H103ZM108 188V187H107ZM105 188V189H107ZM110 188V187H109ZM112 188V187H111ZM118 188V187H116ZM114 187V189H116ZM254 188V187H253ZM71 189V188H70ZM86 189V188H85ZM100 189V188H99ZM203 189V190H202ZM249 189V190H248ZM247 191H244L246 192L245 194L242 192L241 195H243V198L245 200H247L251 205L252 207L254 208V210H256L257 212H260L261 211V198L262 196L261 195V192L258 190V189H250L248 188ZM66 190V189H65ZM76 190V189H74ZM81 191L79 189V187H77V191ZM91 190V191H92ZM110 189H108V192H109ZM112 191L113 188L111 189ZM110 190V191H111ZM118 190V189H116ZM221 190V189H220ZM53 191V190H52ZM69 191V189H68ZM71 191V190H70ZM69 191V192H70ZM77 191H71L72 193H74V195L76 194ZM111 191V192H112ZM240 191V190H239ZM64 192V190L62 191V193ZM70 192V193H71ZM86 192V190H85ZM89 192V191H88ZM103 192H107V191H103ZM103 192H102V195H103ZM111 193V192H109ZM122 192H125L122 190ZM66 193V192H65ZM91 193V192H89ZM93 193V191H92ZM45 194V193H44ZM59 194V193H57ZM67 195H69L68 193H66ZM79 194V193H78ZM106 194V193H104ZM114 194V193H112ZM117 194V193H116ZM127 194V195H126ZM50 196V197H53V196ZM73 195V196H74ZM83 194H80L79 196H81ZM85 195V193H84ZM124 195V194H123ZM152 195H158L159 197L155 200L154 198V201L152 199H150V197ZM64 196V195H63ZM76 196V195H75ZM98 196V198H100ZM107 196V195H106ZM116 196V195H115ZM152 200L149 202V200L147 201V204H142L141 206H139L140 202L143 200H140V202L138 203L136 201V199L140 198L141 197L143 198L144 197V200H145V197H147ZM150 196V197H149ZM234 196V195H233ZM5 197H8L10 199V208L11 210L9 211L7 206L5 205V201H7V198ZM58 197H62L61 195L58 196ZM68 197V196H67ZM71 197V195L69 196ZM77 197V196H76ZM75 197V198H76ZM82 197V196H81ZM85 197V196H84ZM83 197V198H84ZM112 197V196H111ZM117 197V196H116ZM122 197V196H121ZM239 197V196H237ZM65 198V197H64ZM73 197H71V200ZM94 197H92L91 199H93ZM97 198V199H98ZM107 198V197H106ZM264 198V197H263ZM60 199V198H59ZM58 199V200H59ZM77 199V198H76ZM74 199V201L76 200ZM79 199V198H78ZM86 199V198H85ZM120 199V198H119ZM122 199V198H121ZM64 200V199H63ZM96 200V197L94 199V201H91V202H95ZM100 200V199H99ZM264 200V199H263ZM262 200V201H263ZM66 201V200H65ZM68 201L70 202L69 198H68ZM67 201V202H68ZM97 202H99L98 200H96ZM120 201V200H119ZM145 201V202H146ZM57 202V200L55 201ZM59 202H61L59 200ZM73 202V201H72ZM198 202V201H197ZM209 202V201H208ZM237 202V201H236ZM76 203V202H74ZM85 203V202H84ZM216 203V202H215ZM69 204H73V203H69ZM77 204V203H76ZM196 204V203H195ZM204 204V203H203ZM206 204V203H205ZM9 205V204H8ZM60 205V204H58ZM62 206L63 203L61 204ZM73 205V206H74ZM85 205V204H84ZM66 206V205H65ZM64 206V207H65ZM87 206V204H86ZM191 206H194L193 204ZM202 206V205H201ZM59 207V206H57ZM61 207V206H60ZM67 207V206H66ZM65 207V208H66ZM146 207V209L144 211L141 212V210H143L144 208ZM152 207H154L156 209V213H153L151 212V209ZM9 208V209H10ZM64 208V209H65ZM72 208V207H71ZM96 208V207H95ZM198 208V207H197ZM217 208V207H216ZM220 208V207H219ZM62 209V208H61ZM60 209V210H61ZM70 209V208H69ZM192 209H194L192 207ZM222 209V208H221ZM66 210V209H65ZM64 210V212H65ZM208 210V209H207ZM214 210V209H213ZM63 211V210H61ZM194 211V210H193ZM196 208H195V213H196ZM255 211V212H256ZM67 212H68V209H67ZM187 212V213H186ZM208 214L207 215H204V216H200L198 215L196 217V215L194 216H190V217H194V219H199L201 221H206L205 223L208 224V228H213V221H223L225 223H227L228 219L227 218H222V220L220 218H218V216H214V214H212V211H211V214H210V211L208 210ZM217 212V211H216ZM191 213V212H190ZM189 213V214H190ZM221 213V212H220ZM199 214V213H198ZM216 214V213H215ZM224 214V213H223ZM192 215V214H191ZM221 216V215H220ZM189 217V218H190ZM253 217V216H252ZM255 221L256 225H258V218L255 220L252 219L251 221ZM210 221L212 223H210ZM193 222V221H192ZM187 223V222H186ZM198 223V222H197ZM219 223V222H218ZM185 224V223H184ZM220 224V223H219ZM193 225V224H192ZM217 225V224H216ZM215 225V226H216ZM197 226V225H196ZM199 227V226H198ZM264 227V226H263ZM203 228V227H202ZM256 228V227H255ZM206 229V228H205ZM191 230V229H190ZM202 230V229H200ZM199 230V231H200ZM145 231V230H144ZM194 231V230H193ZM207 231V229L205 230ZM204 231V233H205ZM215 232V231H214ZM140 233V232H139ZM185 233V232H184ZM193 233V232H192ZM209 233V232H208ZM143 234V233H141ZM148 234V233H146ZM190 234V233H189ZM149 235V234H148ZM185 235V234H184ZM188 235V234H187ZM193 235V234H191ZM198 235V234H197ZM141 236V235H140ZM145 236V233L144 235L142 236L144 241H147L145 240L144 237ZM196 236V234H195ZM203 236V234H202ZM188 237V236H187ZM194 237V236H193ZM150 238V237H149ZM149 238L147 237V239L149 240ZM156 238V239H157ZM186 238V236H185ZM196 239V237H194ZM192 239V237H191ZM198 239V237H197ZM141 240V239H139ZM151 240V239H150ZM194 240V239H193ZM199 240V239H198ZM186 241V240H185ZM263 241V240H262ZM183 242V241H182ZM187 242V241H186ZM185 242V243H186ZM191 242V241H190ZM189 242V243H190ZM146 243V242H145ZM150 243V242H149ZM153 243V242H152ZM151 243V244H152ZM156 243V241H155ZM181 243V242H180ZM199 243V242H198ZM202 242H200L201 244ZM183 244V243H182ZM188 244V243H187ZM193 244V243H191ZM191 244H188V245H191ZM196 244V243H194ZM199 244V246H200ZM143 245V244H142ZM148 245V244H147ZM156 246V245H155ZM198 245H195L194 247H196ZM146 246L144 245V248ZM152 247V246H151ZM157 247V246H156ZM155 247V248H156ZM190 248H192V246H189ZM188 248V246L186 247ZM152 249V248H151ZM158 250V249H157ZM156 250V251H157ZM193 250V248H192ZM191 250V251H192ZM180 251V250H179ZM184 251V250H183ZM190 251V250H189ZM190 251V252H191ZM66 252H70V253H73L75 254L76 258L72 260H69L67 257L63 258L62 257V254L63 253H66ZM190 252H186L184 253V256L183 258L186 259V260H190L191 259V256H190ZM156 253V252H155ZM154 253V254H155ZM170 253V252H168ZM171 252V254H173ZM183 253V252H182ZM194 254L195 256V253L194 252H191ZM153 252L151 253V256H152ZM199 254V253H198ZM164 255V254H163ZM179 255V254H178ZM182 255V254H181ZM39 256V257H38ZM66 256V255H65ZM71 256V255H70ZM160 256V255H159ZM192 256V257H194ZM199 256V255H198ZM38 257V258H37ZM53 257L55 258V260L53 259ZM69 257V256H68ZM154 257V256H152ZM203 257V256H202ZM160 258V257H159ZM177 258V257H176ZM179 258V257H178ZM38 259V260H37ZM164 259V258H163ZM182 259V258H181ZM195 259V258H194ZM151 260H152V263H151ZM180 260V259H178ZM157 261V260H156ZM185 261V260H184ZM155 262V261H154ZM175 262V261H174ZM182 261H180L181 263ZM186 262V261H185ZM157 263V262H155ZM179 263V262H178ZM188 263V262H186ZM183 264V263H182Z\"/></svg>", "mask_w": 264, "mask_h": 264}, {"label": "rangeland", "instance_id": "rangeland-1", "mask_svg": "<svg viewBox=\"0 0 264 264\" xmlns=\"http://www.w3.org/2000/svg\"><path fill=\"white\" fill-rule=\"evenodd\" d=\"M121 1V2H120ZM139 2H137V0H135V1H133L132 2V0H0V59L1 58H3L4 56V60L3 59H1L0 61H2V63H0V90L4 87H6L5 89H2L1 91H0V97H1V100H2V102H1V100H0V105L1 106H3V108L0 106V111L2 110V111H4L5 109H4V106H7V108H9V111H10V108L13 106L14 107V105L13 104H15V108H11V110H17L18 109V107L20 106V108L17 110L18 111V113L20 114H18L17 116H16V118L14 119L13 118V120H14V122L13 121H11V126L14 128V130H13V128L12 127H10V123H9V129H8V122H5V128H4V131H3V133H1L0 134V140H5V141H7L6 143H5V141L4 142H0V145L2 144V145H5V146H0V160H3V161H5V162H7V161H9L10 159H14V160H17L18 159V157L19 156H21L22 155V162H24V163H22V165H23V167L25 168L24 170H23V176L21 177L26 183H28V182H31V181H37L38 182V184H39V186H40V191H41V193H42V195H44L46 198L49 196V199H51V198H53V200H54V198H55V195H52V194H54L55 192H57V189H61L62 187V189L64 190V192L62 193V191L63 190H60V191H58L57 193H59V194H57V193H55L56 194V200H57V202H55V201H53V203L55 204V203H57V204H55V207H54V209L56 208L57 210L60 208H62L61 210H63V211H61L60 209H59V212H62L63 214H67V213H69L70 211H74V209H73V207L75 208V205L76 206H80V204H81V206H84V207H90V205H91V207L92 208H94L93 210H96L97 209V206L96 205H98V208H99V206H100V202H102L103 201V199L101 198L102 196L104 197V199H110V201L111 202H121V201H123L125 198L124 197H126L125 196V193H127L128 192V181L125 179V178H123L124 179V181H126L125 183H124V181H122L123 179H122V177H119V176H117V174H116V172H118V170H119V167H120V165H121V155H120V153H121V148L125 145V144H127L128 142H126V141H124V139H126L127 138V136H128V140L127 141H131V142H129L130 144H132V141L133 140H131L130 138H134L133 136H136V135H138V134H141V132L143 133V132H145L146 131V129L147 128H145L144 127V123L143 122H149V118L147 117V115L149 114V112L151 113V109L153 108V109H161V112L163 111V109H162V107H163V101H164V98H165V96H164V93L163 92H165V88H166V83H164V81L165 80H163V78H165V71H164V68H163V64H164V61H165V59L163 58V56H162V54H158V52L154 49L153 50V42L155 43L156 41H155V39L153 38L154 37V33L152 32L153 31V29H152V26L151 25H148V24H146V23H144V22H140L139 20H137V17H136V14L137 13H139V11H140V0H138ZM136 4H135V3ZM119 3H120V5H119ZM123 4V5H122ZM135 4V5H134ZM138 4V5H137ZM119 7V8H118ZM120 7L122 8H125V9H120ZM77 8V9H76ZM162 7L160 6V5H155V7H154V9L155 10H157V11H159L160 9H161ZM134 9H135V11H134ZM91 10V11H90ZM124 11L125 12V10H128V12L126 11L125 13L123 12V14H125V15H123L122 13H120V11ZM131 10V11H130ZM137 11V12H136ZM136 12V13H135ZM120 14V16L121 15H123V17L121 16V17H119V14ZM127 13H128V15H127ZM131 14L133 15V16H131ZM106 17H108V18H106ZM130 17H132L131 19H130ZM109 18L111 19L110 21H112V22H109L108 20H109ZM127 18L129 19V21H127ZM108 19V20H107ZM125 20H126V23H125ZM131 20V21H130ZM135 20H137L136 22H135ZM109 22V24H108V22ZM122 22V23H121ZM124 22V23H123ZM132 23V22H134L133 24H130V23ZM111 23V24H110ZM121 23V24H120ZM132 25V26H130V25ZM137 27H136V26ZM139 25H143L142 26V28L141 27H139ZM131 28H130V27ZM146 26H148V27H150V28H147L146 29ZM131 29H129V28ZM134 27H136L135 29H134ZM121 28V29H120ZM124 29V30H123ZM127 29V30H126ZM142 29H144L146 32H147V34H146V32L144 33V30L142 31ZM149 29H151L150 31L153 33V35H152V33H150V31H149ZM134 30L137 32V33H135L134 32ZM139 30H141L142 31V33H141V31L139 32ZM129 31H130V33H129ZM131 31H133V32H131ZM149 31V32H148ZM120 32H123V33H120ZM124 32H126V33H124ZM134 33V34H133ZM146 34V35H145ZM150 37V38H149ZM148 38V39H147ZM41 39V40H40ZM150 39H153V40H150ZM102 40V41H101ZM149 40H150V42H152L151 44H149L150 42H149ZM65 41H67V42H65ZM35 42V43H34ZM98 42V43H97ZM53 43V44H52ZM80 43V44H79ZM91 43H93V45L91 44ZM100 43V44H99ZM102 43V44H101ZM149 45H148V44ZM43 44V45H42ZM61 44V45H60ZM65 44V45H64ZM69 44V46L67 47V45ZM97 44V45H96ZM108 46H107V45ZM61 47H60V46ZM94 45H96V46H98V47H96V46H94ZM109 45H111L110 47H109ZM64 46V47H63ZM71 46V47H70ZM75 46H76V48H75ZM78 46V47H77ZM85 46V47H84ZM145 46H147V47H145ZM73 50V49H75V51H77L76 53H75V51L73 50H71L70 48ZM81 47L85 50V51H87V53L84 51V50H82L81 49ZM86 47L87 48H89V50L87 49L86 50ZM102 47V48H101ZM107 47V48H106ZM149 47V48H148ZM152 47V48H151ZM62 48V49H61ZM67 48H69L68 50H67ZM113 48V49H112ZM116 48V49H115ZM145 48V49H144ZM149 50H147V49ZM58 49V50H57ZM66 49V50H65ZM107 49V50H106ZM81 50V51H80ZM94 50V51H93ZM102 52H101V51ZM105 50V51H104ZM65 51H67V52H65ZM72 51V52H71ZM96 51H97V53H96ZM110 52V51H112L111 53H107V52ZM114 51H115V53H114ZM155 51V52H154ZM79 52V53H78ZM82 52H84L83 53V55H82ZM117 52H121L122 53V55H126V57L128 56V58H130L131 59V62H130V59H125L126 57H122V55L121 54H118ZM137 52V53H136ZM81 53V54H80ZM99 53V54H98ZM87 54H88V56H87ZM93 54V55H92ZM98 54V55H97ZM111 54V55H110ZM61 55H63V56H60ZM107 57H106V56ZM109 55V56H108ZM112 55H113V57H112ZM131 55V56H130ZM138 55V56H137ZM147 55V56H146ZM153 55V56H152ZM157 55L159 56V57H157ZM66 56H68L71 60H69L68 59V57H66ZM76 56V57H75ZM90 56V57H89ZM100 56V57H99ZM104 56V57H103ZM115 56H118L119 58H121V59H119L120 61L121 60H123V62H124V64H125V67H123V65L124 64H116V63H114L113 61V59L112 58H114V59H118V57H115ZM156 56V57H155ZM233 58H232V57ZM258 56H260V54H258ZM62 57H64V58H62ZM66 57V58H65ZM75 57V58H74ZM77 57H79L78 59H77ZM85 58V59H83V58ZM89 57V58H88ZM96 57V58H95ZM112 57V58H111ZM152 57V58H151ZM227 57V58H226ZM232 59V61H230L231 59ZM6 58V59H5ZM80 58H81V60L83 59V65L81 64L82 62L81 61H79L80 60ZM88 58V59H87ZM143 58V59H142ZM186 58H188L187 57V55H186ZM203 58V57H202ZM229 58V59H228ZM89 59H91V61L89 60ZM106 59V60H105ZM110 61H109V60ZM116 59V60H117ZM150 59H152V60H150ZM228 59V60H227ZM59 60H60V62H59ZM67 60V61H66ZM68 60H69V63H68ZM89 60V61H88ZM111 60H113V61H111ZM115 60V61H116ZM126 60H128V61H126ZM133 60V61H132ZM150 60V61H149ZM163 60V61H162ZM225 60H227V61H225ZM57 61V62H56ZM61 61H62V64H61ZM99 62V64H98V62ZM104 61V62H103ZM107 61H109V62H107ZM141 61V62H140ZM158 61V62H157ZM162 61V62H161ZM48 62V63H47ZM63 62H64V64H69V67H68V65L65 67V65L63 64ZM72 62H75V64H70V63H72ZM76 62H78V63H76ZM81 62V63H80ZM86 62H88V63H86ZM91 62V63H90ZM94 62V63H93ZM101 62V63H100ZM110 62H112L111 63V65H110ZM122 62V61H121ZM126 62H127V64L130 66V63H131V65L133 66H136L137 65V68L136 67H134V68H131V67H129V66H127L126 65ZM129 62V63H128ZM136 62H137V64H136ZM139 62V63H138ZM216 62H217V64H216ZM223 62V63H222ZM239 60H238V58L234 55V53H228L225 57L224 56H219V57H216V59L214 60V62H212V63H210V65H209V68H208V70L210 71V73H211V76L215 79L216 78V75H217V71H218V66H220L221 67V70H220V72H219V76L221 77V84H224L223 86H224V88H225V86L226 87H228V88H225V90H224V97H225V101L228 103V101H229V105H231V111L229 112V115H230V117L232 116L233 118L235 117L237 120H239V121H242V122H244V123H246L247 125L249 124V125H251L252 127H253V130H249L248 131V133L247 132H244V133H242L241 134V136H239V137H237L236 138V136H235V134H234V136H232L233 135V133H234V131L232 130V129H229V133L227 134L228 136H229V134H230V137H228L229 138V141H228V139H226V138H223L222 139V142L220 141V143L221 144H223V143H226L225 145V147L227 148V146L229 147V144H231V143H233V142H235L237 139V141L236 142H238V145L239 146H236V148H234V147H230V148H228L229 149V151H227L228 149H222L223 151L225 150V152H223L222 150H220L219 149V151L220 152H214L215 150H213L211 147H209V148H206L205 150H201V151H204V152H202L201 153V151H198V154H196V152L194 153L193 152V154H195L196 155V158L193 156V155H191L192 154V152L189 150H184L183 151V153H184V159H185V163H187L186 162V160L188 159V160H190L191 161V159H192V161H193V163L191 162H189L190 164H191V167H189L190 166V164H188L187 166L188 167H185V164H184V167H183V169H182V171H181V175L183 176V178H185V180H187L188 178H190L191 177V173H192V171L194 172V170L195 171H199V168H200V171H202V170H204L205 168H207V166H208V163L210 162V163H212V161H215V160H217V161H215L216 163L218 162V163H221V164H224L223 166H224V168L222 169V171H221V174H223V175H221L220 174V171H217V173H216V176L212 179V182H211V187H213V189L215 190V187H216V190L217 191H222L223 190V183L225 184L224 186L225 187H227V188H230V190L228 189V191L230 192L229 194V196H230V198H229V200H230V204H229V208H228V210H226L225 211V208H223V206L222 205H219V204H221L222 202H219V200H209V199H207L206 200V198H203L202 200H194V201H192V203L191 202H189V207H190V209L187 211V212H191L190 214L188 213L187 215L190 217V216H194V215H196V217L198 216V215H200V216H204V215H207L209 212H208V210L210 211V214H211V211H212V214H214V216H218V218H220L221 220H222V218H227L228 219V221H227V223H225V222H221L220 220L219 221H213V224H217L216 226L215 225H213V228L211 229V228H208V224H206L205 222L206 221H201V220H199V219H194V217L192 218V217H188L187 218V220H185V219H182L183 220V224H182V240L181 241H179V246H178V248H177V256H175V254L173 253V251H168V252H170V253H168V252H165V253H163V251L161 252L160 251V249L158 248V246H159V242H158V238L156 237V236H154V234L152 233V232H150V231H148V229H146V228H142L143 230H139L138 231V241H137V243L140 245V246H142L141 248L142 249H146L147 248V250H148V252H150V251H152L153 252V254H152V256H154V257H152L151 256V253L152 252H150L149 253V258L151 259L152 258V260H153V263H152V260H151V263L152 264H264V100L262 99L263 97H264V83H260V82H256L255 83V85L258 87V88H260V87H262L263 89H260V90H262V94L259 92L256 96H255V93H257V91H253L252 89H243V90H238L237 89V85H238V73H240V72H243V74H245L244 76H245V78H244V80H246L247 82H248V79H249V76H248V72H247V67H248V64H249V61H245V58H244V61H241V62H239ZM86 63V64H85ZM103 63V64H102ZM114 63V64H113ZM144 63H145V65H144ZM149 65H148V64ZM152 63V64H151ZM153 63H154V65L155 66H153ZM220 63V64H219ZM232 63V64H231ZM235 63H236V65H235ZM243 63V64H242ZM2 64V65H1ZM93 64V65H92ZM94 64H96V65H94ZM108 64V65H107ZM116 64V65H115ZM138 64H140V66L138 65ZM219 64V65H218ZM223 64V65H222ZM232 66H231V65ZM48 65V66H47ZM60 65V66H59ZM77 65V66H76ZM85 65V66H84ZM87 65V66H86ZM88 65H90V66H88ZM122 65V66H121ZM141 65L143 66V67H141ZM150 65H152L153 66V68L155 69V67H156V69H155V72H157V70L160 68V70L162 71V68H163V72H160V70H158V72L157 73H159V74H155V72H154V69L152 68V66H150ZM162 65V66H161ZM214 65H216V66H214ZM226 67H225V66ZM46 66V67H45ZM56 66V67H55ZM58 66V67H57ZM76 66V67H75ZM110 66V67H109ZM118 66V67H117ZM144 66H146V67H148V68H146V67H144ZM158 66V67H157ZM229 66H230V68H229ZM63 67H65L66 69H68V68H70V70L71 71H69L70 73H68L67 72V70L65 69V68H63ZM82 67H83V69H82ZM150 67V68H149ZM162 67V68H161ZM225 67V69H223ZM228 67V68H227ZM57 68V69H56ZM63 68V70H61V69ZM76 68V69H75ZM79 68L80 69H82V70H80L79 71ZM89 68V69H88ZM108 68V69H107ZM135 68H136V70H135ZM146 71H144L143 69ZM152 68V70H150ZM235 68V69H234ZM59 69V70H58ZM86 71H88L87 73H84V72H86ZM122 70L123 72V74H121V72H119V70ZM137 69H138V72H137ZM54 70V71H53ZM128 72V73H130V74H132L131 75V77H129L130 76V74H128V73H126V71ZM141 70H142V72H141ZM213 70V71H212ZM229 70V71H228ZM50 71V72H49ZM59 71H62V74L61 73H59ZM129 71H133V72H129ZM148 71H149V73H148ZM222 71V72H221ZM226 71V72H228L227 74L228 75H226V72L224 73V72ZM66 72V73H65ZM79 74H78V73ZM125 72V73H124ZM143 72H145V74L143 73ZM154 72V73H153ZM47 73V74H46ZM59 73V74H58ZM65 73V74H64ZM82 73V74H81ZM89 73V74H88ZM137 75H136V74ZM152 73V74H151ZM221 73H223V74H225V76L224 75H222ZM8 74V75H7ZM43 74V75H42ZM52 74V76H53V78H52V76H50ZM56 74H58V76L56 75ZM64 74V75H63ZM78 76V78H76L77 76ZM108 74V75H107ZM113 74V75H112ZM125 74V75H124ZM155 74V75H154ZM162 76H161V75ZM164 74V75H163ZM1 75H3L4 77L6 76H8L7 78L5 77H3V76H1ZM80 75H81V77H80ZM89 75H91L90 77H89ZM117 75V76H116ZM125 77H124V76ZM135 75V76H134ZM142 75V76H141ZM147 75L148 76H150L149 77V79H147ZM158 75H160L161 76V78H160V76H159V78L160 79H162L161 81H160V79L159 78H156V77H158ZM46 76V77H45ZM56 78H55V77ZM65 78H64V77ZM68 76V77H67ZM76 76V77H75ZM97 76V77H96ZM120 76V77H119ZM121 76H123V77H121ZM127 76H128V78H127ZM137 76H139L138 78H136ZM152 76H154V77H152ZM4 79H2V78ZM43 77V78H42ZM44 77H45V80H44ZM70 77V78H69ZM73 77V78H72ZM83 77H84V79H83ZM144 77V78H143ZM146 77V78H145ZM163 77V78H162ZM48 78H49V80H48ZM50 78H51V81H50ZM67 78H69V79H67ZM80 78V79H79ZM90 78V79H89ZM112 78V79H111ZM126 78V79H125ZM153 78V79H152ZM247 78V79H246ZM2 79V80H1ZM38 79V80H37ZM43 81H42V80ZM54 79V80H53ZM60 79V80H59ZM75 79V80H74ZM79 79V80H78ZM81 79H82V82H81ZM86 79H88V80H86ZM98 79V80H97ZM121 79V80H120ZM124 79H125V82H124ZM127 79H128V81L129 82H127ZM131 79H132V81L134 82H132L131 81ZM138 79V80H137ZM155 80L154 81V84L155 85H157V83H159V86L157 85L156 87H158L157 89L155 88V86H153L154 84H151V83H153V81L152 80ZM159 79V80H158ZM226 79H227V81H226ZM61 80L63 81V82H61ZM65 80H67L66 82H65ZM120 80V81H119ZM135 80H136V84H135ZM141 80H142V82H141ZM146 80H148V83H147V81ZM158 80V81H157ZM2 81L3 82H6V83H3V85H5V86H3L2 87ZM45 81V82H44ZM48 81V82H47ZM71 81H73V82H71ZM77 82V84H81V85H77L76 84V82ZM79 81V82H78ZM84 81V82H83ZM122 81V82H121ZM151 81V82H150ZM160 81V82H159ZM215 81V80H214ZM223 81H225V82H223ZM230 81V82H229ZM70 82H71V84H70ZM45 83V84H44ZM46 83H48V84H46ZM66 83V84H65ZM141 83V84H140ZM153 86V88L154 89H156V90H154L153 88H152V86L150 85V84ZM164 85H163V84ZM214 83H216V81L214 82ZM229 83V84H228ZM19 84V85H18ZM36 84L38 85V84H40V86L42 85V84H44L43 86H41V88L42 87H44V88H39L40 86H36ZM55 84H57V86L55 85ZM64 84V85H63ZM69 84V85H68ZM108 84V85H107ZM217 84V83H216ZM49 87H48V86ZM59 85H62V87L61 86H59ZM66 85V86H65ZM72 85V86H71ZM133 85H135V86H133ZM138 85V86H137ZM147 85V86H146ZM162 85V86H161ZM228 85V86H227ZM47 86V87H46ZM65 86V87H64ZM68 86H69V88H68ZM83 86H85V87H83ZM87 86V87H86ZM98 86H100V87H98ZM120 88H119V87ZM122 86V87H121ZM125 86H127L126 88L128 89H126V88H124ZM141 88H140V87ZM143 86H145V88L148 90V92H146V93H148V94H146L145 92H144V87ZM17 87V88H16ZM36 87V88H35ZM53 87V88H52ZM57 87V88H56ZM134 87V88H133ZM143 87V88H142ZM231 87V88H230ZM13 88V89H12ZM49 88L50 89H54V88H56V90L54 89V90H52V92L50 93V90H49ZM60 88H62L63 89V92H65L64 94L63 93H60V92H62V89H60ZM66 88V89H65ZM69 90H68V89ZM70 88H72V89H70ZM123 88H124V90H123ZM137 88H138V90H137ZM143 89V91H142V93H140L141 92V90ZM162 88V89H161ZM19 89V90H18ZM58 89V90H57ZM64 89L65 90H67V92L66 91H64ZM74 89V90H73ZM118 89H119V91H118ZM121 89V90H120ZM125 89H126V91H125ZM6 90V91H5ZM37 90H38V93H37ZM75 90L77 91V92H75ZM87 90V91H86ZM112 90V91H111ZM123 90V91H122ZM140 90V91H139ZM149 90H151L150 92H149ZM159 90V91H158ZM7 92V93H3V92ZM10 91V92H9ZM39 91H41L40 93H39ZM48 91V92H47ZM54 91V92H53ZM57 91H59V93L57 92ZM72 91H73V95L72 96H69L71 93H72ZM86 91V92H85ZM89 91V92H88ZM100 91V92H99ZM128 91V92H127ZM130 91H132V92H130ZM136 91V92H135ZM155 91H157V92H161L160 94L159 93H157V92H155ZM232 93H231V92ZM239 91H240V93H239ZM244 91V92H243ZM246 91V92H245ZM1 92L4 94V97H3V94H1ZM13 92V93H12ZM18 94H16V93ZM57 92V93H56ZM87 92H88V95H87ZM99 92V94H97ZM106 92V93H105ZM119 92V93H118ZM127 94H126V93ZM130 92V93H129ZM139 92V93H138ZM151 92H153V93H151ZM157 93V95L159 94L160 95V97H162L163 96V98H159V96H157L155 93ZM251 92V93H250ZM35 93H37L36 95H35ZM45 93V94H44ZM55 93V94H54ZM67 93V94H66ZM81 93V94H80ZM124 93H125V95H124ZM136 93H138V95L136 94ZM242 93V94H241ZM248 93V94H247ZM40 96H39V95ZM43 94V95H42ZM77 96V97H75V98H73L75 95ZM85 94V95H84ZM89 94H90V96H92V98H93V100H95V98L96 97H98V101H99V99L101 98V94H102V96H104L103 98H101L100 99V101L99 102H97V104H98V106H95L94 107V104H96V103H93V102H91V101H93L92 99H91V97L89 96ZM92 94V95H91ZM97 94V95H96ZM107 94V95H106ZM110 94V95H109ZM140 94H141V96H140ZM144 94H146V95H144ZM153 94H154V96H153ZM163 94V95H162ZM231 94V95H230ZM239 94V95H238ZM260 94V95H259ZM21 95V96H20ZM33 95H34V98H32L33 97ZM47 95V96H46ZM55 95V96H54ZM60 95H61V97H60ZM62 95H64V96H62ZM81 95V96H80ZM93 95H95V97L93 96ZM112 95H113V97H112ZM130 97H128V96ZM144 95V96H143ZM152 95V96H151ZM162 95V96H161ZM253 95H254V97H253ZM18 96L19 97V99H18V97L16 98V97ZM44 97V99L43 98H41V97ZM51 98H50V97ZM54 96V97H53ZM58 96V97H57ZM68 96V97H67ZM83 96H85V97H83ZM121 96V97H120ZM37 97H39L40 98V100H39V98L37 99ZM48 97V98H47ZM55 97H57V98H55ZM60 97V98H59ZM71 97V98H70ZM82 97V98H87V100H84V99H82L81 98V100H82V102H81V100H80V98ZM107 97H110V101L113 103V100H114V103L115 104H117L118 106H119V109H120V111H123L122 113H124V114H122L124 117L122 118L123 120L124 119H128V120H124L126 123H128V122H130L132 119V122L134 123H132V122H130L129 124H127V125H125L124 124V127L126 128V126H127V129H126V131H125V128L124 127H122V129L120 128V125L121 126H123L122 124L124 123V121L122 120H120V124L118 123L117 124V128H115V129H117L118 130V128H120L119 130H120V132L121 133H119V131L118 132H115V135L113 136V134L111 135L110 134V132H112V130L111 129H109L108 127H112V125H113V123L112 122H107V120L106 121H98V120H100V118L101 117H96L97 119H96V121H98V123L99 124H95V123H97L95 120H94V124L92 123V124H90L92 121H93V114H94V119H95V116L97 115V112H96V109H97V111L99 110V109H102V111H104L103 110V108H106V105L108 106L109 104H110V101L108 100V101H104L105 99L107 100ZM143 97V98H142ZM153 97H156V99H153ZM248 97V98H247ZM5 98H8V100L7 99H5ZM11 98V99H10ZM20 98H22L21 100L22 101H24L23 103H25V104H23L22 103V101L20 100ZM53 98V99H52ZM63 98V99H62ZM66 98H68L69 100H71V101H69L68 99V101L66 100ZM73 98V99H72ZM89 98V99H88ZM120 98V99H119ZM125 98V99H124ZM130 100H129V99ZM134 99V101H132L133 99ZM141 98H142V100H141ZM159 98V99H158ZM256 98V99H255ZM261 98V99H260ZM5 99V100H4ZM46 99V100H45ZM62 102V103H60L59 102V100ZM115 99H117L116 101H115ZM150 99V100H149ZM155 100V101H153V100ZM161 99H163V100H161ZM230 99V100H229ZM250 99H251V101H250ZM6 100H7V102H6ZM14 102H13V101ZM17 102H16V101ZM55 100V101H54ZM56 100H57V102L58 103H56ZM76 100H78V102L76 101ZM79 100H80V102H79ZM140 100V101H139ZM149 100V101H148ZM158 100V101H157ZM214 102L213 103H215L216 101L214 100V99H212ZM228 100V101H227ZM244 100V101H243ZM256 100V101H255ZM263 100V101H262ZM3 101H5L4 103H3ZM42 101V102H41ZM63 101H67L70 105H68V103L66 104H64V102ZM74 101V102H73ZM86 102V103H88L89 104V102H90V104L89 105H91V106H89V108L87 109V107L85 108L86 109V111H85V109H84V112H83V114H82V109L81 110H78V112H77V108L79 109V106L78 105H80V103L82 104V105H80V108H82L83 106H84V104H85V106H86V103H84V102ZM120 101V102H119ZM128 101V102H127ZM162 101V102H161ZM262 101V102H261ZM18 102H20L21 104H23L24 106H26V107H24L23 106V108H25V109H23L22 108V105L20 104V103H18ZM28 102V103H27ZM44 102V103H43ZM73 102V106L71 105V103ZM77 102V103H76ZM105 102H108L109 104H105ZM122 102V103H121ZM160 102H161V104H160ZM237 102H239V103H237ZM254 102V103H253ZM257 102H259L258 104H255V103H257ZM262 104H261V103ZM3 103V104H2ZM9 103V104H8ZM27 103V104H26ZM32 103H33V105H34V108H32L33 107V105H32ZM41 103V104H40ZM46 103V104H45ZM79 103V104H78ZM104 104V105H102V104ZM158 103V105H156ZM235 103V104H234ZM242 104V107H241V104ZM28 104H30L29 106L31 107V105H32V109H34V111L32 110V109H30L29 107L27 108V106H28ZM43 104V105H42ZM48 104V105H47ZM55 104V105H54ZM64 104V107H65V109L66 110H64L63 111V109H64V107L62 106ZM77 104V105H76ZM93 104V105H92ZM100 104H101V106H100ZM129 104V105H128ZM136 104V105H135ZM146 104H148V105H150V107L149 106H147ZM152 104H154L153 105V107L151 106ZM160 104V105H159ZM216 104V103H215ZM214 104V105H215ZM252 104V105H251ZM9 105H10V107H9ZM39 105H42L43 106V110H41V108H39V110H37V108L39 107ZM59 105V106H58ZM68 105V106H67ZM74 105H75V108H76V106H78L77 108H76V115H75V117H72L71 119H69V117L67 118V116H66V112L68 113V111L70 112V111H72V108H74ZM156 105V106H155ZM249 105V106H248ZM262 105V106H261ZM18 106V107H17ZM56 106L57 107H60V106H62L63 107V109L62 108H59V110H58V108H56ZM70 106H72V107H70ZM100 106V107H99ZM103 106V107H102ZM158 106V107H157ZM161 106V107H160ZM216 106V105H215ZM240 106V107H239ZM17 107V108H16ZM37 107V108H36ZM41 107V106H40ZM66 107H68V108H66ZM123 107V108H122ZM149 107V108H148ZM230 107V106H229ZM258 107V108H257ZM260 107V108H259ZM6 108V107H5ZM45 108V109H44ZM56 108V110H57V112L58 111H60L61 109H62V111H63V114H60V113H62V111H60V113L58 112H55V111H52V110H54V109ZM71 108V109H70ZM74 108V109H75ZM84 108V107H83ZM93 108H95V109H93ZM132 108V109H131ZM151 108V109H150ZM241 108V109H240ZM21 109H23L24 110V112H25V110H27L28 111V114L30 113V110H31V113H33L32 115H33V117L35 116V117H37V118H33V117H30V115L31 114H29V117L30 118H32L33 119V121H32V119L30 120V119H28V117H27V115L25 116V114H27V112L26 113H24V112H21V111H23V110H21ZM67 109H70V110H68L67 111ZM8 109H6L5 111H7ZM35 110H37L36 112H37V114H35L36 112H35ZM92 110V111H91ZM94 110V111H93ZM126 110V111H125ZM128 110V111H127ZM138 110H139V112H138ZM144 110H147V111H145L144 112ZM149 110V111H148ZM258 110V111H257ZM4 111V112H5ZM38 111H42V112H39L38 113ZM44 111V112H43ZM91 111V112H90ZM101 110H99V112L100 113H98V115L97 116H99V114H100V116H101V112H102ZM130 111V112H129ZM134 111V112H133ZM143 111V112H142ZM255 111V112H254ZM47 112V113H46ZM88 112H89V115H90V117H89V115H87L88 114ZM92 112H94V113H92ZM126 112V113H125ZM129 112V113H128ZM133 112V113H132ZM148 112V113H147ZM22 113H24V115H22ZM44 113H45V115H44ZM53 113V114H52ZM55 113V114H54ZM65 113V114H64ZM79 115H78V114ZM87 113V114H86ZM145 113V114H144ZM156 113V112H155ZM40 114V115H39ZM50 114H52L54 117H52V115H51V118L53 119V121H52V119L49 117V115ZM57 114V115H56ZM92 114V115H91ZM127 114V115H126ZM130 114V115H129ZM136 114V115H135ZM139 114V116H137ZM22 115V116H21ZM47 115H48V117H47ZM59 115H61V117H59ZM63 115H64V117H63ZM134 117H133V116ZM144 115H146V117L144 116ZM156 115H159V112H157L156 113ZM156 115H154L155 117H153V119L155 118V120H156V117H158V116H156ZM18 116H20V117H18ZM23 116H25L26 117V120L28 119V121H24L23 119H25V118H23L22 119V117ZM43 116H46L45 118L43 117ZM59 118H58V117ZM83 116V119L81 118V117ZM86 116V118H84ZM88 116V117H87ZM128 116H131V120H129V118L130 117H128ZM137 116V117H136ZM226 116H227V113H226ZM56 117L59 119H56ZM77 117L79 118V119H77ZM109 118H110V116H108ZM122 117V116H121ZM128 117V118H127ZM138 117H145L146 119L145 120H147V121H143V119L144 118H138ZM48 118L50 119V120H48ZM64 118V119H63ZM89 118H90V121L91 122H89ZM92 118V119H91ZM109 118H108V120H109ZM18 119H19V121L21 120H23L22 122L20 121V123H21V125H20V123H19V121H18ZM42 119H43V121H42ZM46 121H45V120ZM80 119H82V120H80ZM84 119H88L87 121L86 120H84ZM136 121H135V120ZM15 120H16V122H18V124L15 122ZM48 120V121H47ZM57 120V121H56ZM64 120H67V121H65V122H72L70 125L71 126H62V124L64 123L65 124V122H64ZM74 120H77V122H76V124H78V125H76L75 124V122H74ZM81 122H80V121ZM84 120V123H82V121ZM140 120H142L141 122H139ZM31 121V122H30ZM160 121H161V124L163 123V121L160 119L159 120V122H158V125H156V127L157 128H155V132H154V128L152 129V131L151 132H153L152 134L150 133V135H149V141L146 143V146H147V148L148 149H151V150H157V149H159V148H162V147H160L159 145H161V146H163V144H164V147L165 146H168L169 144H167V142L166 141H168L169 142V138L168 137H170V139L172 138V135H173V137L175 136V134H176V132H177V130L176 129H174V131H175V134H174V131L173 132H168L167 131V128H166V125L165 124H163V125H161L160 124ZM24 122H28L27 124V126H28V129L26 130V123H24ZM38 122V123H37ZM43 122V123H42ZM45 122H47V123H45ZM53 122H55V123H53ZM62 122V123H61ZM80 122V123H79ZM85 122H86V124L90 127L91 126V128L90 129H88L89 127L85 124ZM89 122V123H88ZM137 122V123H136ZM153 122V121H152ZM156 122V121H155ZM154 122V123H155ZM255 122V123H254ZM1 123V122H0ZM25 125H24V124ZM31 123V124H30ZM43 124V125H40V124ZM50 123V124H49ZM51 123H53V124H51ZM60 123V124H59ZM81 123L82 124H85L86 126V128H87V131L85 132L84 130H86V128L84 127V126H82L81 125ZM102 123V124H101ZM104 123H106V125L104 124ZM109 125H108V124ZM112 123V124H111ZM132 123V124H131ZM146 123V125L148 126L149 124H147ZM14 124H15V126H14ZM37 124V125H36ZM47 124V125H46ZM49 124V125H48ZM59 125V126H57V125ZM104 125V126H101V125ZM111 124V125H110ZM136 124H138V125H136ZM140 124H141V126H142V124H143V126L141 127V129L142 128H144V130H142L141 131V129H139L140 128ZM18 125V126H17ZM19 125H20V127H19ZM23 125V126H22ZM30 125V126H29ZM40 125V126H39ZM72 125H74V126H72ZM80 125V126H79ZM92 125H94L93 127H92ZM129 125H131V128H135L134 130H137V131H134L133 129H131V128H129L130 126ZM134 125H136V126H134ZM145 125V126H146ZM22 126V127H21ZM34 126V127H33ZM36 126V127H35ZM49 127V130H47L48 129V127ZM79 126V127H78ZM83 127V129H82V127ZM105 126H106V130H110L109 132H107L106 130H104L105 129ZM108 126V127H107ZM134 126V127H133ZM138 126V127H137ZM159 126V127H158ZM161 126H163V128H161ZM254 126H256L255 127V129H254ZM39 127H40V129H39ZM41 127H42V129H41ZM52 127H53V129H52ZM58 127H59V130H58ZM65 128V127H68L67 129H69V130H66V129H63V128ZM71 127L73 128V127H75V128H77L78 130V132L77 131H75V134L76 135H74L73 133H74V131L72 132V129H71ZM81 127V128H80ZM99 127H101L102 128V130H100L101 128H99ZM104 127V128H103ZM165 127V128H164ZM10 128H12L11 130H10ZM16 128V129H15ZM18 128L20 129V130H18ZM29 128H30V130L32 131H30L29 130ZM34 128H36V129H34ZM38 128V129H37ZM51 128V129H50ZM56 128V129H55ZM62 128V129H61ZM75 128H73V130L75 129ZM98 128V129H97ZM124 128V129H123ZM161 130H159V129ZM229 128H231V127H229ZM258 128V129H257ZM81 131H80V130ZM97 129V130H96ZM130 131H129V130ZM157 129V130H156ZM163 129H165V130H163ZM10 130V131H9ZM55 131V135H57L58 133H60V136H55L54 135V131ZM56 130H58L59 132L57 133V131ZM65 130L66 131H68L67 133L69 134L70 132H72V135H67V136H69V137H66V135H64L66 132H65ZM100 130V131H99ZM121 130H123V131H121ZM132 130V131H131ZM160 131V133H162L161 134V136L159 137V131ZM164 131V133H163V131ZM262 130V131H261ZM19 131V132H18ZM22 131V132H21ZM26 131V132H25ZM29 131V132H28ZM37 132L36 134H38V132H39V134L38 135H35V132ZM42 131V132H41ZM51 131L53 132V134L51 133ZM103 131H106V133L104 132V133H102ZM129 133H128V132ZM134 131V132H133ZM139 131V132H138ZM141 131V132H140ZM165 131H167V132H165ZM4 132H6L7 134H5ZM11 132V133H10ZM13 132H15L18 136H16V134L15 133H13ZM34 132V133H33ZM45 132V133H44ZM62 132H63V137L61 138V134H62ZM65 132V133H64ZM83 134H82V133ZM85 132V133H84ZM93 132V133H92ZM96 132V133H95ZM127 132V133H126ZM130 132L132 133H136L135 135H133V133L132 134H130ZM156 132H158L157 133V135H158V137H157V135L156 134H154V133H156ZM231 132V133H230ZM13 133V134H12ZM29 135H27V134ZM50 133V134H49ZM57 133V134H56ZM66 133V134H67ZM78 133V134H77ZM87 133V134H86ZM96 134V137L94 136L95 134ZM100 133H101V135H100ZM107 133H109V135H105V134H107ZM12 134V135H11ZM22 134L24 135V136H26V137H21L22 136ZM41 134V135H40ZM45 134V135H44ZM91 134V135H90ZM103 134H104V137H103ZM121 134H124V135H121ZM216 134H218V132H216ZM5 135V136H4ZM50 135H51V137H50ZM59 135V134H58ZM98 135V136H97ZM212 135V134H211ZM211 135L209 136L210 138H211ZM226 135V136H227ZM245 135V136H244ZM250 135H253V140L251 141V144H250V141L247 139ZM35 138H34V137ZM43 136H45V137H43ZM55 136V137H54ZM90 136V137H89ZM99 136H100V138H99ZM110 136V138H111V140H113V142H111V140H110V138H108V137ZM117 136V137H116ZM152 136H155V137H152ZM213 136V135H212ZM7 137V138H6ZM21 137V138H20ZM50 137V138H49ZM54 137V138H53ZM95 137V138H94ZM107 137V138H106ZM113 137H114V139H113ZM130 137V138H129ZM167 137V138H166ZM2 138H4V139H2ZM39 138H40V140H39ZM56 138V139H55ZM57 138H58V140H57ZM65 138H67V140L65 139ZM94 138V139H93ZM105 138H106V141H108V139H109V141L108 142H106L105 141ZM118 138V139H117ZM153 138V139H152ZM209 138V139H210ZM233 138V139H232ZM257 138V139H256ZM13 141V143L11 142V140ZM18 139V140H17ZM20 139V140H19ZM52 139V140H51ZM64 139V140H63ZM102 139H104L103 141H102ZM120 139V141H117V140H119ZM155 139V140H154ZM167 139V140H166ZM212 139V138H211ZM226 139V141L225 142H223V140H225ZM236 139V140H235ZM240 139H243V140H240ZM23 140V141H22ZM27 140V141H26ZM30 140V142L28 143V141ZM51 140V141H50ZM81 140V141H80ZM114 140L115 141H117V142H115L114 143ZM121 140H122V142H121ZM152 140V141H151ZM165 140V141H164ZM233 140V141H232ZM10 141V142H9ZM17 141H18V143H17ZM33 141V142H32ZM65 141V142H64ZM82 141H84V142H82ZM214 140H211V142H213ZM254 141V142H253ZM24 142V143H23ZM53 142V143H52ZM90 142V143H89ZM95 142H96V144H95ZM102 142H104V143H102ZM125 144H124V143ZM150 142H151V144L153 145H151L150 144ZM160 144H159V143ZM163 142V143H162ZM165 142V143H164ZM210 142V143H211ZM217 142H219V139H218V137H217V140L215 141V142H213L214 144H217ZM242 142V143H241ZM262 142V143H261ZM3 143H5V144H3ZM25 143H26V146H25ZM36 143V144H35ZM43 143H44V145H43ZM52 143V144H51ZM59 143V144H58ZM99 145H98V144ZM107 143H108V145H109V143H110V145L108 146L107 145ZM156 143V144H155ZM229 143V144H228ZM247 143V144H246ZM19 145V147H18V145ZM23 144V145H22ZM31 144H32V148H31ZM50 144V145H49ZM61 144V145H60ZM79 144H82V146H80ZM106 144V145H105ZM114 144V145H113ZM118 145L117 147H116V145ZM120 144H121V146H120ZM123 144V145H122ZM157 144H158V146H157ZM213 144V145H214ZM220 144V145H221ZM240 144H244V145H246V146H244V145H240ZM261 144H263L262 145V147H260L261 146ZM7 145V146H6ZM16 146V150L14 149V147ZM36 145V146H35ZM41 145V146H40ZM49 145V146H48ZM52 145V146H51ZM80 147H79V146ZM89 145V146H88ZM111 145H113V146H111ZM210 145H212V143L210 144ZM256 145H258L259 146V148H256L257 146ZM12 146H13V148H12ZM23 146V147H22ZM33 146L35 147V148H33ZM39 146V147H38ZM61 148H60V147ZM76 146V147H75ZM91 146H92V148L93 149H91ZM111 146V147H110ZM154 146H156V147H154ZM231 146V145H230ZM243 146V147H242ZM253 146V147H252ZM255 146V147H254ZM22 147V148H21ZM38 147V148H37ZM61 149V151H60V149ZM63 147V148H62ZM78 147V148H77ZM85 147V148H84ZM86 147H88V148H86ZM98 147V148H97ZM100 147V148H99ZM114 148V150H113V148ZM153 147V148H152ZM222 147V145L220 146V147H213L214 149L216 148L217 150H218V148H221ZM239 147V148H238ZM241 147H242V149H241ZM40 148V149H39ZM46 149V151H45V149ZM54 148V149H53ZM66 150H65V149ZM67 148H70V149H67ZM80 148V149H79ZM82 148H84L83 150H82ZM102 148V149H101ZM103 148L105 149V150H103ZM222 148H224V146L222 147ZM231 148H233V149H231ZM237 148L239 149V150H237ZM262 148V149H261ZM11 149V150H10ZM21 149V150H20ZM29 149H31V152L30 151H26V150H29ZM33 149V150H32ZM37 149V150H36ZM42 149V151H40ZM43 149H44V151L47 153V158H46V153L43 151ZM65 150V152H63L64 150ZM111 149H112V151H111ZM210 149H211V152H210ZM241 149V150H240ZM258 149V150H257ZM260 149H261V151H260ZM10 150V151H9ZM24 150V151H23ZM51 150V151H50ZM54 150V151H53ZM70 150V151H69ZM73 150V151H72ZM79 150V151H78ZM81 150L83 151L82 152V154H81ZM213 150V151H212ZM233 150V151H232ZM237 152H236V151ZM15 151H17V152H15ZM33 151V152H32ZM41 152L40 154H38L39 152ZM48 151H50V152H48ZM75 151V152H74ZM76 151H78V153L76 152ZM88 151H90V152H88ZM188 151V152H187ZM232 151V152H231ZM5 152H7V153H5ZM25 152V153H24ZM43 152L45 153V154H43ZM72 152V153H71ZM114 152V154H110V153H113ZM116 152V153H115ZM187 152V153H186ZM191 152V153H190ZM15 153H17V154H15ZM22 153V154H21ZM28 155H27V154ZM31 153V154H30ZM35 153V154H34ZM68 153V154H67ZM73 153H76V154H73ZM86 153H88V156H87V154ZM91 153V154H90ZM118 153V154H117ZM5 154H7L8 155V157H7V155H5ZM12 155V157H11V155ZM20 154V155H19ZM42 154V155H41ZM58 154V155H57ZM68 155V157H70V159L67 157V155ZM73 155V156H71V155ZM81 154V155H80ZM110 154V155H109ZM200 154V155H199ZM34 155V156H33ZM37 155H40V156H37ZM51 155V156H50ZM57 157H56V156ZM60 155H61V157H60ZM90 155V156H89ZM170 155V156H169ZM167 157H169V158H172L171 157V154H169ZM198 155V156H197ZM218 155V156H217ZM224 155V156H223ZM260 155V156H259ZM6 156V157H5ZM25 156V157H24ZM37 156V157H36ZM43 156V157H42ZM50 156V157H49ZM65 156V157H64ZM77 156H79L80 158H81V160H82V162H80L81 160H80V158H79V160H77L78 158H77ZM83 156H85V157H83ZM87 156V157H86ZM116 157V158H114V157ZM186 156H188V158H186ZM209 156V157H208ZM3 157H5V158H3ZM11 157V158H10ZM36 157V158H35ZM45 157V158H44ZM54 157V158H53ZM85 159V160H87L86 162H84L85 160L83 159V158ZM92 157V158H91ZM96 157V158H95ZM120 157V158H119ZM190 157H192V158H190ZM193 157H194V159H193ZM197 157H199L198 159H197ZM205 157V158H204ZM220 159H219V158ZM223 157H225V160H224V158ZM226 157H227V159H226ZM234 157V158H233ZM250 157V158H249ZM2 158V159H1ZM8 158H10V159H8ZM17 158V159H16ZM23 158H24V160H23ZM27 160H26V159ZM32 158L34 159L35 158V160H36V163H35V166H31V161H32ZM51 158H52V161H51ZM62 158V159H61ZM66 158V159H65ZM70 160V162H69V160ZM106 158H107V160H106ZM116 159L117 161H115L114 159ZM118 158V159H117ZM190 158V159H189ZM229 158V159H228ZM258 158V159H257ZM4 159H6V160H4ZM50 159V160H49ZM55 159V160H54ZM61 160V162H60V160ZM74 159V160H73ZM95 159V160H94ZM110 159V160H109ZM223 159V160H222ZM250 159V160H249ZM26 160V161H25ZM54 160V161H53ZM78 162H77V161ZM90 160V161H89ZM120 160V161H119ZM170 160V159H169ZM187 160V161H188ZM203 160V161H202ZM206 160V161H205ZM220 160H222V162L220 161ZM229 160H230V162H229ZM44 161V162H43ZM49 161H51V162H49ZM58 161V162H57ZM77 162V165H74V164H76V163H74V162ZM95 161V162H94ZM108 161V162H107ZM196 161H198V162H196ZM209 161V162H208ZM220 161V162H219ZM54 162V163H53ZM89 162V163H88ZM111 162V163H110ZM117 162V163H116ZM223 162H226V164L225 163H223ZM229 162V163H228ZM250 162V163H249ZM27 163V164H26ZM41 163V164H40ZM47 163V164H46ZM68 163H70V164H68ZM78 163H80V165L78 164ZM82 163V164H81ZM199 163V164H198ZM209 163V164H210ZM228 163V164H227ZM45 166H43V165ZM54 164V165H53ZM55 164L57 165H59V166H55ZM62 164H65V165H62ZM73 164V165H72ZM86 164V165H85ZM90 164V165H89ZM96 164V165H95ZM106 164V165H105ZM170 165L169 166H171V162L169 163ZM193 164V165H192ZM197 164V165H196ZM213 165L215 164L214 162L212 163ZM210 165V166H212V167H214L213 165ZM28 167H27V166ZM67 165V166H66ZM85 165V166H84ZM99 165V166H98ZM111 165V166H110ZM119 165V166H118ZM203 165V166H202ZM206 165V166H205ZM52 166H54L53 168H52ZM61 166V167H60ZM63 166V167H62ZM68 166L70 167V168H68ZM77 166H79V167H77ZM82 166V167H81ZM90 168H89V167ZM97 166V167H96ZM167 166V165H166ZM169 166H168V168H169ZM193 166H197V168H193ZM205 166V167H204ZM48 167V168H47ZM58 167V168H57ZM60 167V168H59ZM66 168V171H68V172H66L65 171V168ZM73 168V170H72V168ZM95 167V168H94ZM101 167H104V169L103 168H101ZM202 167V168H201ZM226 167V168H225ZM37 168V169H36ZM45 168V169H44ZM56 168V169H55ZM64 170V172L65 173H63V170ZM68 168V169H67ZM77 168V169H76ZM79 168H80V170H79ZM84 168H86V169H84ZM88 168L90 169V171H88ZM99 168V169H98ZM111 168V169H110ZM191 168H192V170H191ZM39 169H41V170H39ZM44 169V170H43ZM48 169V170H47ZM50 169V170H49ZM59 169V170H58ZM75 169V170H74ZM86 170V171H84V170ZM94 169H96V171L98 170H100L99 172L97 171V173H96V171L94 170ZM103 171H102V170ZM188 169V170H187ZM227 169V170H226ZM32 170V171H31ZM38 170V171H37ZM46 170V171H45ZM54 170H55V172H54ZM72 170V171H71ZM224 170V171H223ZM25 171V172H24ZM34 171V172H33ZM48 171H49V173H48ZM58 171H60V172H58ZM62 171V172H61ZM77 171V172H76ZM81 171H84V172H81ZM94 171V172H93ZM105 171V172H104ZM183 171H185L184 173H183ZM227 171H229V172H227ZM39 172V173H38ZM70 172V174H68ZM74 172H76V173H74ZM92 172V173H91ZM110 172H111V174H110ZM227 172V173H226ZM30 173V174H29ZM37 173H38V175H37ZM48 173V174H47ZM57 173H59V174H57ZM61 173H62V175H61ZM73 173V174H72ZM102 173V175H103V173L104 174H106V176L105 175H103L104 176V178L102 177V175H100ZM114 173V174H113ZM189 173H190V175H189ZM196 173V172H195ZM194 173V174H195ZM226 173V174H225ZM77 174V176L79 175V177L78 178H76L77 180H78V183H77V181H74V179H72V178H74L75 177V175ZM86 174V175H85ZM91 174V175H90ZM97 174V175H96ZM99 174V175H98ZM219 174V175H218ZM224 174L226 175V177L224 176ZM228 174V175H227ZM30 175H31V177H30ZM36 175V176H35ZM46 175V176H45ZM49 175H50V177H51V179H50V177H49ZM67 177V176H69V177H67L66 178V180H65V176ZM72 175V176H71ZM73 175H74V177H73ZM85 175V176H84ZM88 175V176H87ZM110 175V176H109ZM184 175H185V177H184ZM192 175H193V173H192ZM25 176V177H24ZM38 176V177H37ZM61 176V177H60ZM91 176H92V178H91ZM95 176V177H94ZM101 178H99V177ZM117 176V177H116ZM156 176V175H155ZM154 176V177H155ZM189 176V177H188ZM35 177V178H34ZM53 177H55V178H53ZM64 177V178H63ZM71 177V178H70ZM93 177H94V180H92L93 179ZM108 177H110V178H108ZM186 177H188L187 179H186ZM29 178V179H28ZM39 178H41V180L39 179ZM61 178H62V180H61ZM70 178V179H69ZM81 178V179H80ZM83 178V179H82ZM105 178H107L106 180H108L109 179V181H111V182H109V181H102V179L104 180ZM117 178V179H116ZM121 179V181L123 182L122 183V185L123 186H125V188L121 185V181H120V179ZM226 178V179H225ZM228 178V179H227ZM47 179H48V182H47ZM54 179V180H53ZM65 181H64V180ZM71 179H72V181L73 182H71ZM218 180V182H217V180ZM58 180V181H57ZM70 180V181H69ZM80 180H82V181H80ZM85 180V181H84ZM89 180V181H88ZM100 180V181H99ZM115 180H117V181H115ZM226 182H225V181ZM53 181V182H52ZM60 181V182H59ZM97 181V182H96ZM113 181L116 183H118V184H120V185H118L117 183H116V185H118V186H115V183L113 184ZM120 181V182H119ZM24 182V183H25ZM47 184H46V183ZM68 182H70V183H72V185L69 183L68 184ZM77 184H76V183ZM81 182V183H80ZM83 182H84V184H83ZM89 183V185L87 184V183ZM90 182H92V183H90ZM103 182V183H102ZM104 182H106V183H104ZM51 183V184H50ZM58 184V183H60V184H58V185H56V184ZM64 183V184H63ZM65 183H67V184H65ZM99 184V185H97V184ZM109 183L111 184V185H109ZM215 183H216V185H215ZM41 184V185H40ZM74 184V185H73ZM83 184V185H82ZM102 184H105V185H103L104 186V188H103V186H102ZM213 184V185H212ZM228 184V185H227ZM10 184H8V186H9ZM46 185H48V186H50L49 188H47V190H44V191H46V192H43L42 190L44 189L43 187H45ZM53 185V186H52ZM54 185H56L57 186V189L56 190H54L55 188H56V186H55V188H54ZM67 187H66V186ZM71 185V186H70ZM79 185H81V188H80V186ZM87 185H88V187H90L89 189H88V187H87ZM116 188V187H118V188H116V189H118V190H116V189H114V187ZM218 185H220V186H218ZM48 186H46V187H48ZM61 186V187H60ZM74 186V189H76V190H74L72 187ZM84 186H86L85 188H83ZM93 186H94V188L95 187H97V189L99 190H97L96 188L94 189L93 188ZM98 186H99V188H98ZM218 186V187H217ZM222 186V188H219V187H221ZM46 187H45V189H46ZM51 187H53V188H51ZM59 187V188H58ZM77 187H79V189L81 190V191H77ZM108 187V188H107ZM110 187V188H109ZM113 188V190L114 191H112L111 189ZM254 187V188H253ZM8 189V187H3V192H5L7 189ZM51 188V189H50ZM71 188V189H70ZM82 188L84 189L83 191H84V193H85V195H84V193L82 192ZM92 188H93V190H92ZM103 188V189H102ZM105 188H107V189H105ZM248 188H250V189H253V190H255V189H258L260 192H261V195L260 196H262V197H260L262 200H261V211L260 212H257L256 210H254V208L252 207V205L247 201V200H245L244 198H243V195H241L242 194V192L245 194L246 192H244V191H247V189ZM50 189V190H49ZM66 189V190H65ZM68 189H69V191L71 190L72 192L73 191H77L76 192V196L74 195V193H72L71 191V193L68 191ZM108 189H110L109 190V192H111V193H109L108 192ZM221 189V190H220ZM50 191V192H52V196L53 197H50L51 195L49 194L48 195V193L49 192H47V191ZM53 190V191H52ZM85 190H86V192H85ZM93 191V193H92V191ZM122 190L123 191H125V192H122ZM203 190V189H202ZM240 190V191H239ZM249 190V189H248ZM10 191H12V190H7L6 192H10ZM91 192V193H89V192ZM99 192V195L101 196H99L96 192ZM103 191H107L108 193H109V195L110 196H108V194H107V192H103ZM68 193L69 195H67L66 193ZM102 192H103V195H102ZM45 193V194H44ZM79 193V194H78ZM96 193V194H95ZM104 193H106V194H104ZM112 193H114V194H112ZM117 193V194H116ZM80 194H83V195H81V196H79ZM90 194H95L96 196H91ZM124 194V195H123ZM48 195V196H47ZM62 196V197H58V196ZM64 195V196H63ZM71 195V197H73L72 199L73 200H71V197H69ZM74 195V196H73ZM86 195H89V196H91V197H89V196H87L86 197ZM107 195V196H106ZM117 197H116V196ZM127 195V194H126ZM234 195V196H233ZM68 196V197H67ZM85 196V197H84ZM98 196L100 197V198H98ZM112 196V197H111ZM122 196V197H121ZM124 196V197H123ZM237 196H239V197H237ZM65 197V198H64ZM77 199H76V198ZM84 197V198H83ZM88 197H89V200H91V201H94V199H95V197H96V200H98L99 202H97L96 200H95V202L93 203V202H91L90 201V203L91 204H89L88 205V203H87V200H88ZM92 197H94L93 199H91ZM107 197V198H106ZM150 197V196H149ZM155 198V200L159 197L158 195H152L151 197H150V199H152L153 201H154V198ZM5 198H7V201H5L6 203H5V205L7 206V208H8V210L10 211L11 210V206H10V199L8 198V197H5ZM60 198V199H59ZM68 198H69V200H70V202L68 201ZM79 198V199H78ZM86 198V199H85ZM98 198V199H97ZM120 198V199H119ZM122 198V199H121ZM61 201V202H59V200ZM64 199V200H63ZM74 199H76L75 201H74ZM80 199H82V201L80 202ZM100 199V200H99ZM101 199H102V201H101ZM146 199H147V201L149 200V202L150 201H152V200H150L149 198H148V196L147 197H145V200H144V197L142 198L141 197V199L140 198H138V199H136V201L138 202H140V200H143V202L141 201L140 202V204H139V206H141L142 204H147V201H146ZM66 200V201H65ZM79 200V202H80V204H79V202H77ZM120 200V201H119ZM68 201V202H67ZM73 201V202H72ZM146 201V202H145ZM198 201V202H197ZM209 201V202H208ZM237 201V202H236ZM74 202H76V203H74ZM85 202V203H84ZM138 202V203H139ZM216 202V203H215ZM63 203V205L66 207H64V206H62L61 204ZM69 203H73V204H69ZM96 203V205H94ZM100 203V204H99ZM196 203V204H195ZM204 203V204H203ZM206 203V204H205ZM9 204V205H8ZM58 204H60V205H58ZM75 204V205H74ZM85 204V205H84ZM86 204H87V206H86ZM194 205V206H191V205ZM74 205V206H73ZM202 205V206H201ZM57 206H59V207H57ZM61 206V207H60ZM72 207V208H71ZM96 207V208H95ZM192 207L194 208V209H192ZM198 207V208H197ZM217 207V208H216ZM220 207V208H219ZM10 208V209H9ZM66 210H65V209ZM70 208V209H69ZM195 208H196V210H198V211H196V213H195ZM222 208V209H221ZM67 209H68V212H67ZM146 209V207L143 209V210H141V212L142 211H144ZM208 209V210H207ZM214 209V210H213ZM64 210H65V212H64ZM194 210V211H193ZM217 211V212H216ZM256 211V212H255ZM151 212H153V213H156L157 211H156V209L154 208V207H152V209H151ZM186 212V213H187ZM221 212V213H220ZM195 213V214H194ZM199 213V214H198ZM216 213V214H215ZM224 213V214H223ZM192 214V215H191ZM194 214V215H193ZM221 215V216H220ZM253 216V217H252ZM222 217V218H221ZM255 218V220L258 218L259 220H258V225H256V223H255V221L253 220V221H251L252 219H254ZM193 221V222H192ZM187 222V223H186ZM198 222V223H197ZM220 224H219V223ZM185 223V224H184ZM210 223H212L211 221H210ZM193 224V225H192ZM197 225V226H196ZM199 226V227H198ZM203 227V228H202ZM256 227V228H255ZM207 229V231H205L206 229ZM191 229V230H190ZM200 229H202V230H200ZM145 230V231H144ZM194 230V231H193ZM200 230V231H199ZM204 231H205V233H204ZM215 231V232H214ZM140 232V233H139ZM185 232V233H184ZM193 232V233H192ZM209 232V233H208ZM141 233H143V234H141ZM144 233H145V240H147V241H144V240H142L143 239V235H144ZM146 233H148V234H146ZM190 233V234H189ZM185 234V235H184ZM188 234V235H187ZM191 234H193V235H191ZM195 234H196V236H195ZM198 234V235H197ZM202 234H203V236H202ZM141 235V236H140ZM185 236H186V238H185ZM188 236V237H187ZM196 237V239L194 238V237ZM147 237L149 238V240L147 239ZM191 237H192V239H191ZM197 237H198V239H197ZM157 238V239H156ZM139 239H141V240H139ZM151 239V240H150ZM194 239V240H193ZM187 242H186V241ZM263 240V241H262ZM155 241H156V243H155ZM183 241V242H182ZM191 241V242H190ZM146 242V243H145ZM150 242V243H149ZM153 242V243H152ZM181 242V243H180ZM186 242V243H185ZM190 242V243H189ZM199 242V243H198ZM200 242H202L201 244H200ZM152 243V244H151ZM183 243V244H182ZM191 244V243H193V244H191V245H188V244ZM194 243H196V244H194ZM143 244V245H142ZM148 244V245H147ZM199 244H200V246H199ZM144 245L146 246L145 248H144ZM157 247H156V246ZM195 245H198V246H196V247H194ZM152 246V247H151ZM188 246V248H186ZM189 246H192V248H193V250H192V248H190ZM156 247V248H155ZM152 248V249H151ZM158 249V250H157ZM157 250V251H156ZM180 250V251H179ZM184 250V251H183ZM191 252H194L195 253V256H194V254L193 253H191ZM156 252V253H155ZM171 252L173 253V254H171ZM183 252V253H182ZM188 253V252H190V256H191V259L190 260H186V259H184L183 258V256H184V253ZM155 253V254H154ZM199 253V254H198ZM164 254V255H163ZM179 254V255H178ZM182 254V255H181ZM66 255V256H65ZM71 255V256H70ZM160 255V256H159ZM199 255V256H198ZM69 256V257H68ZM76 255L75 254H73V253H70V252H66V253H63L62 254V257L64 258H68L69 260H72L73 258L75 259L76 257H75ZM192 256H194V257H192ZM203 256V257H202ZM39 257V256H38ZM37 257V258H38ZM73 257V258H72ZM160 257V258H159ZM177 257V258H176ZM179 257V258H178ZM164 258V259H163ZM182 258V259H181ZM195 258V259H194ZM53 259L55 260V258L53 257ZM73 259V260H74ZM178 259H180V260H178ZM38 260V259H37ZM157 260V261H156ZM186 262H188V263H186ZM157 262V263H155V262ZM175 261V262H174ZM180 261H182L181 263H180ZM39 261H36V263H34V264H39L38 263ZM179 262V263H178Z\"/></svg>", "mask_w": 264, "mask_h": 264}]
</instances>
